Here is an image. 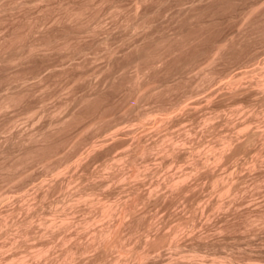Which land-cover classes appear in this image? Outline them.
<instances>
[{
	"label": "rangeland",
	"instance_id": "374dc122",
	"mask_svg": "<svg viewBox=\"0 0 264 264\" xmlns=\"http://www.w3.org/2000/svg\"><path fill=\"white\" fill-rule=\"evenodd\" d=\"M2 1H4V0H1V2ZM38 1H40V0H37V1L35 0V1H31L29 3L27 2V3L23 4L22 6H24V8L21 10H19V9L22 8V6L19 7L16 5L12 6V10H10V7L8 6L9 9L6 10L7 12L5 10H0V15L3 14V16H0V17H2V19L4 18V15H5V18L3 20H0V33H3V34H1L0 40L2 39V35L8 33V31H10V29H8V27L9 26L12 27V25L15 22V21H12V19L17 21V19L24 16V14L27 15L25 12H27V13L31 12V15H33V16L34 15L35 16H38V15L42 16L41 7L46 5V2L49 1V3H48L49 5L50 4L54 5L57 2V0L56 1L55 0H41L40 4H39V3H36ZM43 1H45L44 2L45 4L43 3ZM64 1H67V0H64ZM69 1H71V0H69ZM74 1H77V0H74ZM78 1H80V0H78ZM86 1L91 3V5H93L92 8H90V9L100 8L98 10V12H99L98 17L101 20V25H102V32L100 31L101 28H96L95 31L97 30L96 31L97 33L96 32H88L89 35H87L88 33H85L86 35L83 34L79 38L80 40L82 39L81 40L82 42L84 41L83 42L84 44L86 43V45H89V46L91 45V47H89V49L86 50L87 53L85 52V54L84 53L83 54H76L73 57H70V58L67 57L66 58V56H62L61 54L59 56V53H61V52H55L54 51L55 53L54 52H53L54 54L51 53L50 57L48 56L49 59L47 57L46 60H45V58H42V57L40 58L39 56H37L39 59L37 57L33 58L34 60L32 59L33 62H31L32 64L29 66V68L31 70L28 67H27L28 69L26 68V66H28L29 63H27V65L23 64L24 66L19 65V67H21L22 69L20 68L21 71H17L19 69L17 68L18 66L16 64L15 65L17 67L14 65H11V64H7L5 62H3V63L1 62V64H0V79H1L0 80V92L1 93L0 94H4V92L6 93V91L9 92V90L11 91L12 89L13 90L19 89L20 87H23L24 85H26L27 88H29V86L31 85L29 89L32 91L33 95H31V96L33 99L30 100V97H28V99H27V101L30 100L29 101L30 107L27 104L29 102H27L26 104L23 105L24 107L20 106V108H18V107L8 108L3 113L0 114V141H2V142H0V144H1L0 150L1 149L3 150V147H4L5 149L13 150L12 154H16V153H18V150H20V148L17 147V145L19 144L17 139L23 138V137H21V138H17V137H19L21 135L26 136V134L28 136H30V134H28L29 132H31V133L33 132V135H35V133H34L35 131L38 133L40 131H43L42 129H45V128L49 129L51 127L53 128L54 126L56 128V124H57L56 120L60 121L61 119L62 120L68 119L69 114H67V113H69L70 110L71 111L73 110L70 108L75 109L76 101H74L72 99L76 98L75 96L80 95V94H82L80 96H83V94L88 95L89 91H92V89L102 91V95H103L102 98H103V100L105 99L104 102H106V104H107V102L109 101V103H111V104L108 103L109 105L107 104L109 107L113 105L112 108L111 107L110 108L114 109V110H112L114 112L113 115L117 114L116 115L117 118H115L116 116L112 115L115 119H113V117H111L114 122H112V125H110V127L107 128V129H109V131H107V132H104V131H106V128L100 129L99 131H101V130L102 131L99 133H96V131L94 132V129L93 130L91 129L92 127L86 128L87 125L89 124V120H88V118H90L89 116L88 117L85 116V117H87L86 118L87 121L84 117V119L82 118L83 120L81 119L80 122L78 120V122L74 123V126L76 124L75 127L73 125L72 126L70 125L71 128H69V126H68V128H65V130H67V131L64 130L66 133H64V131H63V133L65 134L64 136H66V135L72 136L73 135L70 139H72L73 137L74 138L72 139V142H69V140H67V141L64 140L63 144H62V141L58 142V144H55L53 148H57L56 150H58V152L56 153L55 156L63 154V153L65 154L67 149L70 150V152L72 153L74 150L73 149L71 150L69 145H71V143L74 142L73 140L76 141L75 138L79 136L80 131L82 134H84L86 136V138H88V137L89 138L87 139V141L85 139V142L82 141L80 143V145L76 146L77 148L74 147V149L76 148V150L74 151V153H72V154L70 153L71 156H69L70 155V154H68L69 152L68 153L66 152V154L69 158H67V161L64 160L62 162V164L60 165L61 168L63 167V170L58 167L61 171L60 173L58 172L59 171L58 168L53 170V173H52L51 171L44 169L45 166L42 167V165L40 163H32L26 167L27 170L25 169L26 170L24 173V174H26L24 176L25 179H24V181L22 180V182H21L24 187L21 186L22 184L17 185V183H16V185H15L17 177H16V180H15V178L13 179L15 181L10 180V182L8 181V183H7V181L0 182V184L3 183V184H1L2 185L1 190H3V191L5 190L4 191V193L6 195L5 198L7 197L6 199H4L2 201V203L5 202V204H2L0 202V210H1L0 215L6 213V214L0 216V217H2V220H3V217L6 216L4 218L3 225L0 227V232L2 231V233L0 234V236H1L0 237V246H1L0 247V257L3 256V259H4L3 260L2 258H0L1 261H3L2 263L8 264L9 262L7 263V259H8V261H10L11 258L14 259L13 256L15 257V259L17 257L21 258L24 256L26 259H29L27 261L23 257L25 259L24 263H26V264H28V263L29 264L30 263L31 264H63V263L64 264H118V263L119 264H264V84H263L264 83V78H263L264 77L263 76L264 75V66H263L264 65V41L263 42H257L258 44L256 42H255V44L253 42H252V44L247 43L248 46H247V44H245V45L241 46L243 48H241L239 50L237 48L238 51L234 50L235 52L233 51L232 54H230L232 56H229V58L231 57V59H229V63L227 62L225 65L221 64V66L219 65V67L217 65L216 69L218 72L215 70V72H214L215 76H213L215 78L212 77L211 81L205 82L206 85H204L203 83H201L199 85V83H200L199 78L202 75V71L204 70L205 67H207L205 62H204L205 58L203 56H202L203 58L200 57V59H199L198 63H200V64H195V65L191 66V68L188 69L189 71L187 70L185 73H183V74H185L184 77H183V74L179 75V76L176 74L175 77L172 76L169 79V84L172 83V86H173V82L175 81L174 90H171L167 94L168 97L166 95H165L166 97L165 96L161 97V99L163 98L164 103L166 100V102L169 104L168 105L167 103H165V105L170 106V104H171V106H172V107L171 106L169 107V108H171V110L168 109V107L166 106L168 109V111L166 110V113L169 112V117H167V114L164 111V113L166 114V115H164V116H166L164 118V120H163V118L161 120L159 118L161 116H158V118H156L157 121H159V119L161 121L155 122L156 119H153V117L155 115L154 116L151 115L152 119H151V117L150 118L146 117V118H149V120H151V121L155 120L154 121L155 123H152L151 121L148 122L149 120L147 119L148 120L147 121L145 118L144 121H147V122H143V120H142L144 125H141L142 122L139 123L140 121H139L138 117L135 115V112L137 113V110H139L140 107H142V106L144 107V109L147 107L146 110H148L151 107V105H153L155 107V110L153 107H151L152 109L151 108L149 109L150 113L153 114L154 111H156V108L159 106V104L157 103L159 101L155 102V101L149 99L148 101L147 100L141 101L140 104H138V105L135 102L136 104L134 103L133 105L134 106L136 105L135 106L136 108L138 106L139 107H138V109H136L133 106L134 107V109H133V107H131V104H130V103H133L132 102L134 100V99H132L133 95L132 94H125L126 91H125V93L123 92L124 94L122 92H120V90L118 92V89H119L118 87L113 86L114 87L113 88L112 85L110 84V82H111V79L109 78L110 76H108V75H110V72H107L106 71L107 69L105 71L102 70L103 68L105 69V66H107V64L109 63V61L107 62V60H110L109 57H108V59L106 57L107 54H105L106 52H105V47H103L104 45L102 46L100 43H99L100 45H95L98 43V41L101 42V39H100L101 37L103 39L104 37L109 36V40H112L111 44L109 41L110 46L112 48L114 47L113 48L114 50L119 49L117 51L115 50V52H116L115 55L117 54L116 55L117 57L119 55L118 53H122L121 55H124L125 52H128L127 49H131V47L134 44L133 41H137V39H139L138 36L140 37L139 32L132 31L131 29L129 30L128 28L123 27L124 28L123 30L125 32H126V30L128 31L125 34H123L124 31L120 30V29H122V27L118 26V28H117V26H115L116 25L115 23L117 22V24H119V23H121L120 21H123L122 19H124V17L127 16L129 13H130L129 14L130 16L133 14V13H131L130 9H132V7H134V4L132 5V2L133 3H135V2H134V0H126V1L125 0H120V1L118 0V2H117V0H86ZM202 1H204V3H205V0H202ZM202 1L200 2V0H182V1L181 0L180 1L179 0L178 1L177 0H170L165 5H162V7H160V11H159L160 14L158 12L155 15L156 20L154 18L155 23L157 24L158 27H162L164 25L167 28H169V27L172 28L174 23L172 21L170 22L169 18L172 19L171 15L174 14L173 11H175V9H177V7H178V9H179V7H181L180 9H185V6H187V7L194 6V5H196L195 3H197V2H199L197 4H200V3L204 4ZM249 1L250 2L253 1V2L250 3ZM1 2H0V4H1ZM181 2H183L184 4ZM241 2L244 5L241 3H239L237 5L227 4L226 9H228V8L229 9L226 12L227 13L230 12L231 14H233V16L228 17L230 19L224 18V19H220L221 21L217 20V22L215 20L216 23L210 24L209 26L212 25L211 26L212 28L210 27V29H208V31L210 33L208 31H207L208 33L206 31H204L205 33L203 32L204 34H206L208 39L206 37H204V35L202 34L203 39L205 38V43L208 41L207 44L210 46L212 44V42H214V40L219 41V39L221 40V39L225 38L226 36H229V37L234 36L235 37L238 34V32L240 31L239 29L242 27V24H241L243 21L242 15L245 12V8H249L248 6H250L254 2L256 4L258 3V5L261 2L264 3V0H255V1L254 0H243ZM115 3H118L117 5H121V8H124V10L122 9L124 12L122 10L120 11V13L121 12L124 13V14L121 13L122 16L123 15L124 16L122 17V16H119L120 14H118L117 17L114 16V18H116V21H115V19L111 21V18L113 15L110 16L109 12L113 8L112 4L114 5ZM262 3L260 6L261 8L264 7ZM41 4H43V6ZM99 4H101V5H99ZM26 5H28V7ZM97 5H99V6H97ZM238 5L239 6L242 5L243 7L242 6L239 7ZM96 6H97V8H96ZM144 6L145 5H143L142 8H145L147 5L145 7ZM231 6H233V7L231 8ZM236 6H237V9L239 11L236 9ZM244 6H245V8H244ZM110 7H111V9H110ZM182 7H184V8H182ZM0 9H1V7H0ZM13 9H15V10H13ZM240 9H242V11ZM246 10H248V9H246ZM3 11H5V12H3ZM39 11H40V14L38 13ZM133 11H134V8H133ZM10 13H11V15H10ZM19 13H21V15H19ZM22 13H23V15H22ZM50 13L51 14L48 13V14H46V16H44L46 19L43 17L42 24H44V25L41 24L40 29L43 27H44L43 30L49 29L50 28L49 25H52V24L53 25L51 26V28L53 26H55L56 22L53 19L54 13H53V11H51ZM126 13H127V15H125ZM18 15L20 16L19 18H17ZM107 15H108V17H107ZM48 16H51V17H48ZM11 17H13V18L11 19ZM100 17L101 18L103 17L105 19H103V18L101 19ZM118 17H120V19H118ZM157 17H159V18H157ZM239 17H241V18H239ZM6 19L7 20L9 19V20L7 21ZM103 20H104V22H103ZM53 21L55 23H53ZM105 21H106V23H105ZM219 21H220V23H219ZM12 22H13V24H12ZM103 24H104V26H103ZM171 24H173V25H171ZM105 25L106 26L110 25V26H108L106 28ZM169 25H171V26H169ZM47 26H48V28H45ZM112 26L113 27L115 26V27L113 28ZM11 27H9V28H11ZM166 27H164V28H166ZM103 29H105V30L103 31ZM107 29H109V30H107ZM114 30H116V31H114ZM117 30H118V34H116ZM119 32L122 34L120 35ZM108 34H110V35H108ZM80 40H79V42H80ZM210 40L212 41L211 43H210ZM87 42H89L90 44L89 43L87 44ZM261 44H263V45H261ZM95 46H97V47H95ZM89 51H91V53ZM56 55H57V57H56ZM77 55L78 56L80 55V57L76 58ZM86 55H87V57H86ZM121 55H120V58L116 57V59L118 61L119 60L124 61V59H125V61H126L125 56L123 57ZM84 56L86 57V59ZM44 57H46V56H44ZM36 58H37V60H36ZM73 58H74V60H73ZM82 58H83V62H81ZM40 59H42V60H40ZM66 59H68V60L65 61ZM72 60L75 61V63L78 62L79 60H81L79 63H82V65H84V67L82 66L81 68L77 67L79 69L75 70V72L73 71L74 73H79V74L82 73L81 77L79 78V81L78 80H71V77L68 78L69 76L67 77L66 75H64V76H66V77H64L60 73L61 72L60 69L62 67L63 68H65L67 66H68L67 68L70 67ZM117 60H116V62H117ZM48 62H51V63H48ZM116 62L114 61L115 66L117 63L119 64V62H117V63ZM123 63H125V62H123ZM104 64H105V66H104ZM245 65L247 67H245ZM259 65L261 66V68L259 67ZM14 67L16 69H14ZM58 67H59V69H58ZM126 67L128 70L126 69ZM252 67H254V68H252ZM63 68H62V70H63ZM77 68H74V69H77ZM96 68H97V70H96ZM246 68L247 69L250 68V69L247 70ZM12 69H14V72ZM23 69H25V71H23ZM33 69H34V72H33ZM15 70L18 72V74H20V72H21V74H23V72L24 73L26 72L29 74L26 75V73H25L26 79L24 81H21V83H20L19 81L11 80V79H14V78H12L11 73H13V75H16V73H17V72L15 73ZM28 70H30V72H28ZM47 70H49V74H47V72H48ZM50 70L53 72H51ZM57 70L58 71L60 70V71L58 72ZM122 70L123 71L125 70V74L127 73L128 76L130 74H133L132 72H134L133 67H131V65H127V66H124L122 68L119 67L117 69V71H115L114 74L115 75L117 74V76H120L121 74L123 75ZM76 71H78V72H76ZM120 71H121V74L119 75ZM54 72H56V73H54ZM101 72L103 75L99 74ZM104 72H105V74H104ZM43 73H44V77L42 76ZM58 73H59V75L60 74L61 75L60 76L56 75ZM236 73H237V75H236ZM4 75L5 76L11 75V79H9L10 77L7 78ZM36 75H37V77H36ZM47 75H50L51 77L50 76L48 77ZM53 75H54V77H52ZM241 75L244 78H242ZM62 76H63V78H62ZM84 76H86L85 79L83 78ZM176 76L180 79L181 82L179 80H178V82L176 81L177 80ZM38 77H40V79ZM58 77H60V78H58ZM182 77H183V79H182ZM237 77H239L240 79ZM5 78H7L9 80H7ZM41 78H43L45 81L46 80L50 81V79H51V81L53 80L52 83H49V81H48V83L50 84V85L49 84L48 85L51 87V90H50L49 86H47L46 87L47 89H45V85H47V83L44 84V81L42 83L41 80H43V79H41ZM185 79H187L188 81ZM32 80H33V82H31ZM232 80L233 81L236 80L235 81L236 83L233 82ZM93 81H95V82H93ZM107 81H108V83H107ZM186 81H187L188 85L186 84ZM198 81H199V83H198ZM26 82H28V83H26ZM74 82H75V84H74ZM98 82H99V84H98ZM179 82H180V84L182 83L184 86L182 84L180 85ZM22 83L23 84L25 83V84L23 85ZM40 83H42L41 86H40ZM96 83H97V85H96ZM209 83H210V85H209ZM11 84H12V86H11ZM87 84L88 85L90 84L89 86H91V87H89ZM93 84H94V86H93ZM43 86H44V88H43ZM107 86L113 88V90L110 88V90H111V92H110L109 87H107ZM175 86H179V88L175 87ZM66 87H67V89H66ZM93 87H95V89ZM102 87H104V88H102ZM31 88H33V89H31ZM116 88H117V90H116ZM175 88H178V89H175ZM193 88H195V89H193ZM198 88L200 91L197 90ZM213 88H215L213 90L214 92L211 90ZM236 88L238 90H236ZM44 89L46 91H48V90L49 91L46 92ZM87 89H88V91H87ZM104 89H105V93H106L105 95L103 93ZM183 89L185 90L184 93H183ZM186 89H187V91H186ZM33 90H35V91H33ZM196 90H197V92H196ZM174 91H177V92L174 93ZM179 91H180V93H179ZM71 92L73 95L74 94L75 95L73 96L71 94ZM92 92H94V91H92ZM39 93H40V95H39ZM44 93H46L44 95L45 101L43 100L44 103H41L40 100H42V98L40 100H39V98L44 97V96H41ZM34 94H36L37 96H35ZM50 94H52V95H50ZM90 94H91V92H90ZM189 94L193 97H190ZM123 95H124V98H123ZM128 95L129 96L132 95L131 99H128V98H130ZM34 96H35V98H34ZM69 96H70V98H68ZM104 96H105V98H104ZM125 96H126V98H125ZM127 96H128V98H127ZM180 96H182V98ZM37 97H38V99H37ZM177 97H179V98H177ZM194 97H195V99H194ZM78 98H79V96H77V99ZM106 99L108 101H106ZM119 99L121 101L124 100V101H122V103H124L123 105H122V103L121 104L119 103V102H121ZM170 99L173 101L171 102ZM179 99H181V100H179ZM191 99L194 102H192ZM38 100H39V102H37ZM66 100L68 103L66 102ZM118 100H119V102H118ZM177 100H179V102ZM64 101L66 102L65 107H64V103H65ZM71 101L75 102V104L72 103ZM112 101H115V103L116 102L117 103L116 104L114 102L112 103ZM188 101L190 103V104L188 103L189 105L186 104ZM45 103H46V105H45ZM153 103L157 104V107ZM59 104H61L62 106ZM118 104L120 106L122 105L121 106L122 108H120ZM148 104H149V106H148ZM26 105H28L29 109L27 108ZM40 105H42V106L44 105V107H46L47 110L44 108H39V107H41ZM71 105H72V107H71ZM74 105H75V107H73ZM187 105L188 106L191 105L193 107L190 106L191 107L190 108ZM56 106L59 108V110ZM116 106H117V108L115 109ZM196 106L200 107V108H198L197 111L196 110L194 111V109L197 108ZM126 107H128V109L130 108V111ZM21 108H25V110L23 109V111H22ZM30 108L32 110L29 111L28 113H32V114L29 115L27 113V110H30ZM56 108H57V110H56ZM124 108H126V110ZM135 109H136V111L133 112ZM43 110H45V112ZM48 110H51V111H48ZM124 110L125 111L128 110L129 112L127 111L124 113ZM151 110H152V112H151ZM157 110H159V113H162V112H160V109L157 108ZM243 110H244V112H243ZM46 111H48V112H46ZM52 111H53V113L55 112L54 114L56 116L52 115L50 113ZM177 111H179V112L177 113ZM253 111H255V112H253ZM43 112H44V115L42 116ZM155 113H156L155 117H157L158 112L156 111ZM172 113H173V115H172ZM3 114H5V115H3ZM171 115L174 117H171ZM210 115H212V116H210ZM164 116H162V117H164ZM205 116H206V118H205ZM59 117H60V120L58 119ZM65 117H67V118H65ZM125 118H128L129 120L125 119ZM173 118H175V119H173ZM117 119L120 120V121H118L119 123L117 122ZM136 120H138L137 123H136ZM162 121H164V122H162ZM54 123H56V124L54 125ZM115 123H118V124H115ZM138 123L141 125V128L137 127V126H140ZM125 124H126V126H125ZM157 124H159L160 127ZM182 124H183V126H182ZM48 125H50V126H48ZM57 125L59 126V124H57ZM78 125H79V127H78ZM164 125L167 127L165 128ZM114 126H116V128L118 127L121 129L117 128L116 130H118V132L115 133L114 129H113ZM178 126H179V129H177ZM132 127L133 128L135 127V128L133 129ZM38 128H42V129H40V131H39ZM83 128H85V129L82 131ZM110 128L112 131L110 130ZM127 128H132V129H130V131H129V130H127ZM151 128L153 131L151 130ZM163 128H164V130H162ZM37 129H38V131H37ZM46 129L44 131H46ZM90 129L94 132L93 133L94 136L92 135V131L89 132ZM125 129L127 131H125ZM154 129L156 130L155 132H154ZM166 129H169V130H166ZM50 130H52V129H50ZM50 130H48V131H50ZM86 130H87L88 134L86 133ZM138 130H140V131H138ZM165 130L167 131L166 137H165L167 144L171 141L172 142L174 141L173 142L174 145L171 142L168 146L165 142L164 143L162 142V140L164 141L163 138H162V140H160L161 137L165 136ZM173 130H174V132H173ZM18 131H19V133H18ZM145 131L146 132L149 131V133H146ZM109 132H111L110 133L111 138H109L110 135H108L107 136L109 139L108 140L105 136V133L107 135V133H109ZM113 132L115 133V135ZM132 132H134V133H132ZM141 132L143 133V135H141L142 134ZM162 132H163L162 135H164V136H161ZM247 132H248V134H247ZM63 133H60L62 137H63ZM81 133H80V135H81ZM117 133H118V135H117ZM177 133L180 135L178 136ZM77 134H78V136H77ZM127 134H129V135H127ZM139 134H140V136H139ZM158 134H160V135L158 136ZM11 135L13 138L12 140H11ZM75 135H76V137H75ZM103 135L105 136V138ZM137 135L141 138L142 143H146L145 146H148V145H151L152 143H154L148 147L150 148L154 145L155 147H152V148L156 149V151L154 149H152L153 151L151 150L150 152H148L150 154H148V153L146 154V156L148 155L146 158L143 156L142 157L138 156L135 165L138 167L140 165H142V166H140L139 169L137 167L138 170L137 169L136 170H137V172L140 171L141 169L142 170L140 171V173L139 172L133 173V175L137 176L136 177L133 175L129 176L128 173L131 174V170L132 171L134 170V168H133L134 165H132L133 167L131 166L130 163L128 165L127 162H129L128 161L129 159L128 160H125V159H127L128 156H130L128 154L130 152V149H128L129 147H131V148L134 147L131 149V151L133 150V152H134V150L137 149V148L135 149V147H136L135 145H137V144H139L141 146L144 145L140 142V140L138 139L139 137ZM167 135L170 138L173 135L172 136L173 138L171 141L169 140V138H167ZM85 136L83 138H79V139L83 140L85 138ZM102 136L104 139H102ZM8 137H10L9 141H8ZM27 137H24V138H27ZM79 137H82V136H79ZM112 137H114V138H112ZM155 137H157L159 139V143H157L158 139ZM116 138L120 139V140L117 141ZM147 138H149V139H147ZM14 139H15V141H17L18 144L14 141ZM132 139L135 141V144H134V141H132ZM154 139L157 140L156 143L159 145L161 143H163L162 145H160L161 147H164L165 144L169 148L171 146H173V147L175 145L176 146L174 148L171 147L170 148L171 150L166 145L164 148H160L158 146V148L161 149L160 150L156 147L157 145H156ZM77 140H78V138H77ZM102 140H104V141H102ZM112 140H114V142H113L114 144L116 143L115 145L112 143ZM137 140H139L138 141L139 143H137ZM65 141L67 142V145H66ZM109 141H111L110 142L111 144L108 143ZM12 142H15L16 144L13 143L14 144L13 145V144H11ZM86 142H88V144ZM178 142L180 144L177 146ZM241 142H242V144H241ZM97 143H99V144L97 145ZM106 143L110 144V145L107 144L109 148L108 147L103 148V147H105ZM7 145H9V147L11 145H13V146H11L12 148L11 147L6 148V147H8ZM57 145H59V147H57ZM96 148H97V150H96ZM98 148H100V149H98ZM125 148H126V151H124V150H123L124 152L121 151L122 149H125ZM166 148L169 150L168 152L165 151ZM162 149L165 151V153H164V151L161 152ZM172 149H175V150L172 151ZM11 150H9L6 153H9ZM119 150H120V152H119L120 154H117ZM200 150H201V152L199 153ZM5 151H7V150H5ZM88 151H89V153H88ZM102 151H104V152H102ZM154 151L156 153H154ZM210 151H211V154H210ZM97 152H99V153H97ZM121 152H122V154H121ZM170 152L172 154H170V155L167 154ZM220 152H221V154H220ZM124 153L126 154V156L124 155ZM162 153H164V154H162ZM213 153H215V154H213ZM5 154H4V156H5ZM91 154H93V155H91ZM127 154H128V156H127ZM120 155H124V156H122L124 158H122ZM171 155H172V157H171ZM55 156H53V157L55 158ZM60 156H62V155H60ZM81 156H83V158ZM156 156L159 159L156 158ZM79 157H81V159ZM209 158H210V160H209ZM56 159H58V156ZM56 159H54V161H56ZM1 160H3V156L1 155V151H0V161ZM83 160H85V162ZM75 161L77 163H74ZM78 161L80 162L79 164H78ZM107 161H108V163H107ZM118 161H119V163H118ZM120 161L121 162L124 161V162L121 163ZM159 161L161 162V164ZM82 163H83V165H80ZM110 163H111V165L113 164L112 165L113 167L110 165ZM59 164H58V166H59ZM65 164H67V165H65ZM77 164L80 165V169H79V166H77ZM123 164H125V165H123ZM144 164H146V165H144ZM95 165H96V167H95ZM121 165H123V166L121 167ZM64 166H66V168ZM71 166H72V168H71ZM106 166H107V168H106ZM115 166H117V167L115 168ZM130 166H131V168H130ZM120 167L123 168V170ZM68 168H69V171H66ZM82 168H83V170H82ZM118 169L120 171H118ZM74 170L76 172L77 171L78 172L76 173ZM124 170H127V171L124 172ZM63 171H64V173H63ZM32 172H34V173L32 174ZM56 172H58V174ZM72 172H73V174H72ZM103 172H105V173H103ZM116 172L118 174H116ZM54 173H56V174H54ZM61 174H62V177H61ZM112 174H113V176L115 174L117 176L118 175L119 176L118 177L116 176L113 178ZM141 174H143V175H141ZM104 175H107V176H104ZM34 176H37V177H34ZM53 176H54V178H53ZM88 176L90 177V179ZM103 176H104V178H103ZM125 176L127 178L126 181H125ZM46 177H47V179H46ZM80 177H81V179L82 178L83 179L80 180L79 179ZM92 177H94V178L92 179ZM21 178H23V176ZM98 178H99V181H98ZM140 178H142V179H140ZM56 179H58V180H56ZM96 179H97V181H96ZM48 180H50V181H48ZM55 180H56V182H55ZM70 180H71V182H69ZM77 180L80 182H78ZM168 180H170V181H168ZM19 181H21V180H19ZM51 181L55 182V183H52ZM179 181H180V183H179ZM76 182L78 184H75ZM99 182H100V184L98 185ZM112 182H113V184H112ZM34 183H36V184L34 185ZM44 183H47V184H44ZM88 183H90L92 185L94 184V186L91 187ZM70 184L71 185L75 184V185L70 186ZM96 184H97V186H96ZM49 185H51V186H49ZM19 186H21V187H19ZM29 186H31V187H29ZM60 186H62V187H60ZM78 186H80V188ZM109 186H110V189L108 188ZM4 187H5V189H3ZM10 187H12V188H10ZM27 188L29 189V191L27 190ZM68 188H69V190H67ZM12 189H14V190H12ZM47 189H49V190H47ZM75 189H77L79 191L78 192L74 191ZM25 191H26V193H23ZM48 191H50V192L47 194ZM60 191H61V193H59ZM17 192H19V193H17ZM29 192H30V194H29ZM38 192H39V194H36ZM52 192H53V194H52ZM45 193H46V195H45ZM87 193L88 194L90 193V194L88 195ZM25 194H26V196H25ZM93 195H94V199H93ZM15 196H17V197H15ZM29 196H31V197L29 198ZM36 196L38 197V199L36 198ZM61 196H62V198H61ZM25 197L27 199L24 200ZM45 197H47V199ZM96 198H100V199H96ZM132 199H134V200H132ZM40 200H42L43 202ZM86 200H87V202L85 204ZM88 200H91V201H88ZM97 200H99V201H97ZM9 201H11V202H9ZM30 201H32V202L30 203ZM44 201H46V202H44ZM131 201H133V202H131ZM25 202H26V204H24ZM89 202H90V204H89ZM130 202L132 203V205H131L132 207L130 206V204H131ZM28 203H29V206H28ZM117 203H119V204H117ZM126 203H128V204H126ZM21 204H23V205H21ZM69 204H71V205H69ZM91 204L92 205L94 204V205L92 206ZM102 204L103 205L105 204L107 206L106 209L108 207H110V208L112 207L111 209L108 208L110 212L106 215H105V212H104V214L102 213L104 211V208H105ZM135 204H137V205H135ZM36 205H38V206H36ZM46 205H47V208H46ZM97 205L100 206L101 209H103V211H101L100 207H97ZM31 206H33V207H31ZM35 206H36V209H35ZM124 206H125V208H121ZM13 207H14V209H12ZM117 207H118V209H117L118 212H117V210H115ZM126 207L128 209H126ZM129 207H131V208H129ZM96 208L99 210H97ZM27 209L29 210V212H27L28 211ZM129 209H131V210L129 211ZM30 210H31V212H30ZM33 211H34V213H33ZM113 211H115V212H113ZM11 212H13V214ZM51 212H52V214H51ZM7 213L8 214L10 213V214L7 215ZM37 213H39V214H37ZM41 214H43V215H41ZM63 214H65V215H63ZM109 214H111V215L109 216ZM31 215H32V217H31ZM104 215H105V217H104ZM57 216H59V217H57ZM39 217L42 218L41 220H43V221L45 220L44 222H46L47 224L48 223L52 224V223H55L54 221H56V223H55L56 225L52 224L51 227H47L46 226L47 224L44 223L43 221H41ZM49 217H50V219H49ZM72 217H74V218H72ZM6 219H9V220L7 221ZM27 219L30 222L29 221L26 222ZM15 220H16V222H15ZM24 221L26 223H29V225H28V229H29V235L28 236L29 237H28V239L26 238L27 240L25 238L23 239V237L19 233V230H17V229H19V227H17L18 225L15 226L16 224H19V222H24ZM100 221H101V224H97V223H100ZM103 221H105V222H103ZM122 221H124V222H122ZM40 222H42L44 225L41 224L42 225L41 226ZM62 223H65V224L62 225ZM67 223H69L71 226ZM21 224H19V226ZM31 224H33V226H31ZM36 224H38V225H36ZM61 225H62V227H61ZM65 225H67V227ZM68 225H69V228H68ZM87 225H88V227L86 228ZM105 225H107V227L109 225L110 226L109 228L112 227L111 230L115 229V231L112 230L114 232H113L112 238H110L111 240L113 239V237H115L114 235L117 234V231H118V234L116 235V236H118L117 237L118 239L120 238L119 239L120 243L118 246L113 245L111 247L110 244H109L110 246H108L109 241H106V243H107L106 246H104L105 243H102V242L100 245H99V242H97V241L93 242L94 236H91V235L94 232H96L97 229L100 230L99 228L101 226H103V228H107V227H104ZM58 226H60L59 229H57ZM94 226H95V228H93ZM4 227H6V229H4ZM16 227H17V229H14ZM46 227L48 230H46ZM49 228H51V229H49ZM54 228L56 230H54ZM64 228H66V229L64 230ZM9 229H10V231H9ZM101 229H102V227H101ZM7 230H8V232L6 233ZM16 230L18 231L17 233H15ZM44 230H45V232H43ZM58 230H59V232H58ZM64 232H65V235H64ZM11 233L13 235V238H9V236L12 237V235H10ZM32 233H34V235ZM19 234L21 237L19 236ZM46 235H48V236H46ZM5 236H6L7 240H6V238H4ZM61 236H62V238L59 239V237H61ZM44 237L46 239H44ZM47 237H49V238H47ZM109 237H111V236H109ZM19 238H22V239L18 240ZM2 239H4V240L2 241ZM41 239H42V241H41ZM58 239H59V241H58ZM22 240L24 243L22 242ZM5 241L7 242V244ZM16 241H17V244H16ZM18 242H21V243L18 244ZM29 242H31V243H29ZM2 243H3V245H2ZM67 243H69V245ZM80 243L82 244V247H80L81 246ZM15 244H16V246H15ZM25 244H27V245L25 246ZM12 245H14L13 248H12ZM42 245H43L44 250L45 249L46 250L42 254L41 258H40V256H38L39 258L38 257H32V255H30L32 248L39 250L38 247L41 249ZM29 246L32 247L30 251H29ZM49 246H51V247H49ZM62 246H64L65 248H63ZM78 247H80V248L78 249ZM1 248L3 249L2 252H1ZM4 248H6V249H4ZM19 248H23V249H19ZM26 248H27V251H25ZM61 248H63V249H61ZM66 248H68L69 250H67ZM76 248H77V250L75 252ZM13 249H15V250H13ZM18 249H19V251H16ZM64 250L68 251L67 257L69 255H71V256L67 258L66 254L64 253L65 252ZM71 250L74 254L71 253ZM11 251H12V253H9ZM25 252H28L26 254V256H25ZM7 254L10 255L9 256L10 260H9V257ZM21 254H23V256ZM28 254L31 256V258ZM6 255H7V259L4 258V256H6ZM20 255H21V257H20ZM43 255L45 256L44 258H42ZM28 256H29V258H28ZM71 257H73V258H71ZM63 258H65V260ZM66 258H67V260H66ZM32 259H33V261H32ZM71 259H72V261H70Z\"/></svg>",
	"mask_w": 264,
	"mask_h": 264
},
{
	"label": "bare ground",
	"instance_id": "6f19581e",
	"mask_svg": "<svg viewBox=\"0 0 264 264\" xmlns=\"http://www.w3.org/2000/svg\"><path fill=\"white\" fill-rule=\"evenodd\" d=\"M31 1H35V0H4V1H2L1 2V0H0V2H1V4H0V7H1V9L0 10H8L9 8H8V6L10 7V10H12V6H14V5H16V6H22L23 4H25V3H29V2H31ZM37 1V0H36ZM41 1V0H40ZM40 1H38V2H36V3H39L40 4ZM56 1V0H55ZM54 1V2H55ZM120 1V0H119ZM126 1V0H125ZM168 1H170V0H134V2L135 3H133L132 2V5L134 4V7H132V9H130V11H131V13H133L131 16L128 14L127 15V13L125 14V15H127V16H125L124 17V19H122L123 21H120L121 23H119V24H117V22L115 23L116 25L115 26H117V28H118V26L120 27H122V29H120V30H123L124 28H128L129 30L131 29L132 31H137V32H139V35H140V37L138 36V38L139 39H137V41H133V46L131 47V49H127L128 50V52H125L124 53V55H121L122 53H118L119 55H118V57L115 55V50L117 51V50H119V49H113L111 46H110V44H111V42H112V40H109V36H106V37H104L103 39H102V37L100 38L101 39V42L100 41H98V43L97 44H95V45H104L103 47H105V54H107V59H108V57H109V59L110 60H107V62L109 61V63L107 64V66H105V64H104V66H105V69L103 68L102 70H106L107 72H110V75H108V76H110L109 78L111 79V82H110V84L112 85V87L113 86H115V87H118L119 89H118V92H119V90H120V92H124L125 93V91H126V93L125 94H132L133 95V98L132 99H134L132 102L133 103H130L131 104V107H133L134 105V103L136 102L137 103V105L138 104H140V102L141 101H145V100H153V101H155V102H157V101H159V102H157L158 104H159V106L157 107V104H154V105H156V107L158 108V109H160V112H162V113H159V110H157V108H156V111L158 112L157 113V117H155L156 116V111H154L155 110V107L153 106V105H151V107H153L154 108V113L153 114H151L150 113V108L148 109V110H146V108L144 109V107L142 108V107H140V109L139 110H137V113L135 112L136 111V109H138V107L136 108L135 106V110L133 111V112H135V115L138 117V119H139V123H141L142 122V120H143V122H147L148 120H149V118L151 117V119H152V116H154L153 117V119H156V118H158V116H161V117H159L161 120H162V118H163V120H164V118L166 117V116H164V115H166L167 114V117H169V112L168 113H166V110L168 111V109H170L171 110V108H169L170 106H171V104H170V106H168L169 104L166 102V100H165V103H167L168 105H165V103H164V101H163V98L161 99V97L162 96H167V94L171 91V90H174V83H175V81L173 82V86H172V83L171 84H169V79L172 77V76H174L175 77V75L177 74L178 76L179 75H182L183 73H185L189 68H191V66H193V65H195V64H200V63H198L199 62V59H200V57L201 58H205V60H204V62H205V64H206V66L207 67H205L204 68V70L202 71V75L200 76V83H199V81H198V83H199V85L201 84V83H203L204 85H206L205 84V82H209V81H211L212 80V77L213 76H215L214 75V72H215V70L217 71V69H216V66L218 65V67H219V65L221 66V64L222 65H225L227 62L229 63V59H231V57L229 58V56H232V55H230V54H232V52L234 51V50H237V48H238V50L239 49H241V48H243V47H241L242 45H245V44H247V43H251L252 44V42L255 44V42L257 43V42H263L264 41V7H260L261 6V3L258 5V3L256 4L255 2L254 3H252L250 6H248L249 8H245V6H244V8H245V12H244V14L242 15L243 17H242V19H243V21H242V27L239 29L240 31L238 32V34L234 37H229V36H226L225 38H223V39H219V41H216V40H214V42H212L211 40H210V43L212 42V44L209 46L207 43H208V41L205 43V38L203 39V36H202V34L204 35V37H206L207 38V36H206V34H204L205 32L204 31H208V29H210V27L212 26H209L210 24H214V23H216L217 22V20H220V19H224V18H228V17H231V16H233V14H231L230 12L229 13H227L226 11H228V9H226V6H227V4H232V5H237V4H239V3H241V4H243L241 1H243V0H205V3H204V1H202V0H200V2L202 1L204 4H197V3H199V2H197V3H195L196 5H194V6H189V7H187V6H185V9H180L181 7H179V9H178V7H177V9H175V11H173L174 12V14L173 15H171L172 16V19H170L169 18V21L171 22H173L174 23V25L173 24H171V25H173L172 26V28H167L166 26H164L163 24V26L164 27H166V28H164L163 26V28L162 27H158L157 26V24L155 23V20H156V17H155V15L160 11V7H162V5H165ZM178 1V0H177ZM180 1V0H179ZM182 1V0H181ZM255 1V0H254ZM45 1H43V3H44ZM94 2V1H93ZM117 2H118V0H117ZM175 2V1H174ZM247 2V1H246ZM250 2V1H249ZM251 2H253V1H251ZM250 2V3H251ZM258 2V1H257ZM34 3V2H33ZM32 3V4H33ZM49 3V1L48 2H46V5H44L43 6V4H41L43 7H41V13H42V16H33V15H31V12L30 13H27V12H25L27 15H25L24 14V16H22V17H20L19 15H21V13H19V15L17 16V18H19V19H17V21L16 20H14V19H12L13 17H11V19H12V21H15L14 22V24H13V22H12V27L11 26H9V27H11V28H9L8 27V29H10V31H8V33H6V34H4V35H2V39L0 40V64H1V62L3 63V62H5V63H7V64H11V65H14V66H16L19 70H17V71H21L20 70V68L21 67H19V65L20 66H24V65H27V63H29L28 64V66H26V68L28 67L29 68V66L32 64L31 62H33V58H35V57H37V56H39L40 58L42 57V58H45V60L47 59V57L49 56L50 57V55H51V53H53L54 51L55 52H61V53H59V56H60V54L62 55V56H66V58L67 57H73L74 55H76V54H85V52H86V50L87 49H89V47H91V45L89 46V45H86V43L84 44L79 38L81 37V35H83V34H85V33H88V32H96L95 31V29L96 28H101V32H102V25H101V20L99 19V17H98V15H99V12H98V10L100 9V8H97V6H99V5H101V4H99V5H97L96 6V8L97 9H95V8H93V9H90V8H92V6L93 5H91V3H89L88 1H84V0H80V1H74V0H71V1H69V0H67V1H64V0H57V2L53 5V4H48ZM102 3V2H101ZM178 3V2H177ZM176 3V4H177ZM181 3H183V2H181ZM249 3V4H250ZM45 4V3H44ZM98 4V3H97ZM116 4V5H115ZM114 5L112 4V9H111V7H110V9H111V11L109 12V15L111 16V15H113L112 16V18H111V21L112 20H114L115 19V21H116V18H114V16L115 17H117L118 16V14H120L119 16H122V14L121 13H123L124 11V8H121V5H117L118 3H115ZM125 4V3H124ZM180 4V3H179ZM184 4V3H183ZM246 4V3H245ZM263 4V6H264V3H262ZM35 5V4H34ZM38 5V4H37ZM107 5V4H106ZM143 5H147L145 8H142V6ZM168 5V4H167ZM191 5V4H190ZM244 5V4H243ZM258 5V6H257ZM27 7H28V5H26ZM239 6V5H238ZM242 6V5H241ZM241 6H239V7H241ZM246 6V7H247ZM31 7V6H30ZM103 7V6H102ZM164 7V6H163ZM233 6H231V8H232ZM243 7V6H242ZM260 7V8H259ZM14 8V7H13ZM24 8V6H22V8H20L19 10H21V9H23ZM126 8V7H125ZM133 8H134V11H133ZM182 8H184V7H182ZM230 8V9H231ZM109 9V10H110ZM123 9V10H122ZM127 9V8H126ZM236 9H237V6H236ZM243 9V8H242ZM242 9H240L241 11H242ZM246 9H248V10H246ZM13 10H15V9H13ZM40 10V9H39ZM123 11V12H121L120 13V11ZM234 10V9H233ZM238 10V9H237ZM5 11H3V12H5ZM51 11H53V19H54V21L56 22H54L53 21V23H55V26H53L52 28H51V26L53 25H49V29H44L43 30V28H41L40 29V25L42 24V21H43V17L44 16H46V14H51L50 12ZM129 11V12H130ZM133 11V12H132ZM164 11V10H163ZM239 11V10H238ZM244 11V10H243ZM7 12V11H6ZM23 12V13H24ZM126 12V11H125ZM128 12V11H127ZM233 12V11H232ZM236 12V11H235ZM14 13V12H13ZM23 13H22V15H23ZM39 14H40V11L38 12ZM101 13V12H100ZM111 13V14H110ZM163 13V12H162ZM234 13V12H233ZM237 13V12H236ZM6 14V13H5ZM8 14V13H7ZM124 14V13H123ZM159 14H160V12H159ZM242 14V13H241ZM10 15H11V13H10ZM15 15V14H14ZM37 15V14H36ZM0 16H3V14L2 15H0ZM124 16V15H123ZM122 16V17H123ZM161 16V15H160ZM16 17V16H15ZM14 17V18H15ZM48 17H51V16H48ZM107 17H108V15H107ZM121 17V18H122ZM4 18H5V15H4ZM3 18V19H4ZM9 18V17H8ZM45 18V17H44ZM101 18V17H100ZM103 18V17H102ZM101 18V19H102ZM154 18H155V20H154ZM157 18H159V17H157ZM239 18H241V17H239ZM2 19V17H0V20H3ZM46 19V18H45ZM103 19H105V18H103ZM118 19H120V17H118ZM117 19V20H118ZM163 19V18H162ZM228 19H230V18H228ZM232 19V18H231ZM7 20V19H6ZM9 20V19H8ZM7 20V21H8ZM165 20V19H164ZM215 20H216V22H215ZM114 21V22H115ZM118 21V22H119ZM221 21V20H220ZM220 21H219V23H220ZM3 22V21H2ZM103 22H104V20H103ZM102 22V23H103ZM108 22V21H107ZM164 22V21H163ZM169 22V23H170ZM105 23H106V21H105ZM113 23V22H112ZM159 23V22H158ZM218 23V24H219ZM228 23V22H227ZM160 24V23H159ZM11 25V24H10ZM42 25H44V24H42ZM167 25V24H166ZM171 25H169V26H171ZM101 26V27H100ZM103 26H104V24H103ZM106 26V25H105ZM108 26H110V25H108ZM108 26H106V28L108 27ZM114 26V27H115ZM241 26V25H240ZM113 27V26H112ZM113 27V28H114ZM124 27V28H123ZM45 28H48V26L47 27H45ZM105 28V29H106ZM212 28V27H211ZM228 28V27H227ZM105 29H103V31L105 30ZM110 29V28H109ZM109 29H107V30H109ZM215 29V28H214ZM99 30V29H98ZM119 30V29H118ZM118 30H117V32H116V34H118ZM119 30V31H120ZM114 31H116V30H114ZM113 31V32H114ZM124 31V30H123ZM99 32V31H98ZM108 32V31H107ZM126 32H128L127 30H126ZM125 31H124V33L123 34H125L126 33ZM204 32V33H203ZM209 32V31H208ZM207 32V33H208ZM97 33V32H96ZM120 33V32H119ZM210 33V32H209ZM1 34H3V33H0V38H1ZM91 34V33H90ZM94 34V33H93ZM103 34V33H102ZM122 33H120V35H121ZM132 34V33H131ZM86 35V34H85ZM87 35H89V33L87 34ZM107 35V34H106ZM108 35H110V34H108ZM234 35V34H233ZM94 36V35H93ZM96 36V35H95ZM104 36V35H103ZM117 36V35H116ZM97 37V36H96ZM95 37V38H96ZM113 37V36H112ZM99 38V37H98ZM120 38V37H119ZM123 38V37H122ZM210 38V37H209ZM80 40V42H79V40ZM86 39V38H85ZM208 39V38H207ZM206 39V40H207ZM218 40V39H217ZM86 41V40H85ZM109 41H110V44H109ZM114 42V41H113ZM131 42V41H130ZM89 42H87V44H88ZM100 43V44H99ZM103 43V44H102ZM90 44V43H89ZM129 44V43H128ZM258 44V43H257ZM256 44V45H257ZM119 45V44H118ZM261 45H263V44H261ZM120 46V45H119ZM247 46H248V44H247ZM95 47H97V46H95ZM94 47V48H95ZM127 48V47H126ZM237 50V51H238ZM247 51V50H246ZM54 52V53H55ZM90 53H91V51H89ZM120 52V51H119ZM235 52V51H234ZM259 52V51H258ZM53 53V54H54ZM87 53V52H86ZM52 54V55H53ZM58 54V53H57ZM243 54V53H242ZM120 55L121 56H125V58H126V61H125V59H124V61L123 60H117L116 59V57L117 58H120ZM44 56H46V57H44ZM89 56V55H88ZM203 56V57H202ZM253 56V55H252ZM49 57H48V59H49ZM55 57V56H54ZM56 57H57V55H56ZM80 57V55L78 56L77 55V57L76 58H79ZM85 57V56H84ZM86 57H87V55H86ZM86 57H85V59H86ZM95 57V56H94ZM105 57V58H106ZM38 58V57H37ZM37 58H36V60H37ZM65 58V57H64ZM68 58V59H69ZM75 58V57H74ZM74 58H73V60H74ZM97 58V57H96ZM122 58V57H121ZM240 58V57H239ZM33 59V60H32ZM39 59V58H38ZM68 59H66L65 61H67ZM40 60H42V59H40ZM71 61L70 63H71V65H70V67L69 68H67V67H65V68H63V70H62V68L60 69L61 70V74L64 76V75H66L68 78H70L71 77V80H78L79 81V78L81 77V74H79V73H74L75 72V70H78L79 68H77V67H84V65H82V63H79L81 60H79L78 62H76L75 63V61ZM94 60V59H93ZM116 60H117V62H119V64L123 61V62H125V63H121L120 65L116 62ZM246 60V59H245ZM54 61V60H53ZM85 61V60H84ZM95 61V60H94ZM114 61L117 63L116 64V66H115V63H114ZM43 62V61H42ZM52 62V61H51ZM51 62H48V63H51ZM63 62V61H62ZM81 62H83V58H82V61ZM90 62V61H89ZM47 63V62H46ZM69 63V64H70ZM74 63V64H73ZM16 64V65H15ZM24 64V65H23ZM39 64V63H38ZM37 64V65H38ZM61 64V63H60ZM246 64V63H245ZM92 65V64H91ZM127 65H131V67H133V69H134V72H132L133 74H130L129 76L127 75V73L125 74V70L123 71L122 70V73H123V75L121 74V71L119 72V75L120 76H117V74L115 75L114 73H115V71H117V69L120 67V68H122V67H124V66H127ZM5 66V65H4ZM46 66V65H45ZM90 66V65H89ZM231 66V65H230ZM239 66V65H238ZM249 66V65H248ZM255 66V65H254ZM264 66V65H263ZM6 67V66H5ZM107 67V68H106ZM129 67V66H128ZM204 67V66H203ZM225 67V66H224ZM245 67H247L246 65H245ZM259 67L261 68V66L259 65ZM3 68V67H2ZM27 68V69H28ZM74 68H77V69H74ZM101 68V67H100ZM109 68V69H108ZM222 68V67H221ZM252 68H254V67H252ZM14 69H16L15 67H14ZM14 69H12L13 70V72H14ZM22 69V68H21ZM26 69V70H27ZM30 69V68H29ZM51 69V68H50ZM58 69H59V67H58ZM86 69V68H85ZM126 69H127V67H126ZM247 69V68H246ZM250 68H248L247 70H249ZM257 69V68H256ZM11 70V71H12ZM31 70V69H30ZM30 70H28V72H30ZM55 70V69H54ZM59 70V71H60ZM84 70V69H83ZM82 70V71H83ZM96 70H97V68H96ZM128 70V69H127ZM253 70V69H252ZM16 70H15V73L17 72ZM23 71H25V69H23ZM48 72H47V74H49V70H47ZM51 71V70H50ZM58 71V70H57ZM56 71V72H57ZM58 71V72H59ZM74 71V72H73ZM81 71V70H80ZM189 71V70H188ZM221 71V70H220ZM33 72H34V69H33ZM42 72V71H41ZM51 72H53V71H51ZM56 72H54V73H56ZM76 72H78V71H76ZM84 72V71H83ZM95 72V71H94ZM93 72V73H94ZM103 72V71H102ZM102 72L101 73H99V74H102ZM127 72V71H126ZM198 72V71H197ZM196 72V73H197ZM218 72V71H217ZM14 73V74H15ZM26 73V72H25ZM25 73L23 72V74H21V72H20V74H18V72L16 73V75H13V73H11L12 74V78H14V79H11V75L10 76H5V77H10L9 79H11V80H16V81H19L20 83H21V81H24L25 79H26V75H28L29 73H26V75H25ZM32 73V72H31ZM188 73V72H187ZM195 73V72H194ZM238 73V72H237ZM237 73H236V75H237ZM246 73V72H245ZM53 74V73H52ZM60 74V75H61ZM104 74H105V72H104ZM108 74V73H107ZM217 74V73H216ZM8 75V74H7ZM51 75V74H50ZM50 75H47L48 77L50 76ZM56 75H59V73L58 74H56ZM55 75V76H56ZM59 75V76H60ZM103 75V74H102ZM127 75V76H126ZM184 75L185 74H183V77H184ZM226 75V74H225ZM14 76V77H13ZM41 76V75H40ZM43 77H44V73H43V75H42ZM41 76V77H42ZM63 76H62V78H63ZM66 76H64V77H66ZM89 76V75H88ZM160 76V77H159ZM189 76V75H188ZM255 76V75H254ZM264 76V75H263ZM31 77V76H30ZM35 77V76H34ZM36 77H37V75H36ZM46 77V76H45ZM51 77V76H50ZM52 77H54V75L52 76ZM85 77L86 76H84L83 78L85 79ZM100 77V76H99ZM183 77H182V79H183ZM241 77H242V75H241ZM7 78H5V79H7ZM39 79H40V77H38ZM57 78V77H56ZM58 78H60V77H58ZM82 78V79H83ZM108 78V77H107ZM176 78H177V82H178V80L180 81V79L176 76ZM175 78V79H176ZM181 78V77H180ZM213 78H215V77H213ZM237 78H239V77H237ZM242 78H244V77H242ZM264 78V77H263ZM9 79H7V80H9ZM41 79H43V78H41ZM49 79V78H48ZM53 79V78H52ZM55 79V78H54ZM96 79V78H95ZM100 79V78H99ZM98 79V80H99ZM181 79V80H182ZM235 79V78H234ZM240 79V78H239ZM261 79V78H260ZM1 80V79H0ZM37 80V79H36ZM58 80V79H57ZM89 80V79H88ZM185 80H187V79H185ZM184 80V81H185ZM214 80V79H213ZM221 80V79H220ZM238 80V79H237ZM3 81V80H2ZM1 81V82H2ZM27 81V80H26ZM43 81H44V84L45 83H47V85H45V89H47L46 87L47 86H49L50 84L49 83H52V81H51V79H50V81H49V83H48V81L46 82L44 79L43 80H41V82L43 83ZM109 81V80H108ZM108 81H107V83H108ZM188 81V80H187ZM187 81H186V84L188 85V83H187ZM215 81V80H214ZM218 81V80H217ZM231 81V80H230ZM233 81V80H232ZM236 81V80H235ZM235 81H233V82H235ZM240 81V80H239ZM18 82V83H19ZM31 82H33V80L31 81ZM77 82V81H76ZM92 82V81H91ZM93 82H95V81H93ZM97 82V81H96ZM181 82V81H180ZM180 82H179V84H180ZM259 82V81H258ZM17 83V84H18ZM26 83H28V82H26ZM39 83V82H38ZM42 83H40V86L42 85ZM58 83V82H57ZM82 83V82H81ZM80 83V84H81ZM102 83V82H101ZM106 83V84H107ZM197 83V84H198ZM236 83V82H235ZM263 83V82H262ZM23 84V83H22ZM25 84V83H24ZM23 84V85H24ZM49 84V85H48ZM74 84H75V82H74ZM78 84V83H77ZM98 84H99V82H98ZM177 84V83H176ZM182 84V83H181ZM180 84V85H181ZM229 84V83H228ZM258 84V83H257ZM264 84V83H263ZM35 85V84H34ZM88 85V84H87ZM90 85V84H89ZM88 85V86H89ZM96 85H97V83H96ZM183 85V84H182ZM198 85V86H199ZM209 85H210V83H209ZM11 86H12V84H11ZM22 86V85H21ZM31 86V85H30ZM30 86H29V88H30ZM33 86V85H32ZM39 86V85H38ZM74 86V85H73ZM93 86H94V84H93ZM99 86V85H98ZM106 86V85H105ZM184 86V85H183ZM197 86V87H198ZM231 86V85H230ZM246 86V85H245ZM19 87V86H18ZM50 87V86H49ZM69 87V86H68ZM89 87H91V86H89ZM107 87H109V86H107ZM175 87H178L179 88V86H175ZM195 87V86H194ZM200 87V86H199ZM202 87V86H201ZM208 87V86H207ZM216 87V86H215ZM218 87V86H217ZM260 87V86H259ZM10 88V87H9ZM29 88H27V86L26 85H24L23 87H20L19 89H15V90H9V92L8 91H6V93L4 92V94H0V114L1 113H3L6 109H8V108H16V107H18V108H20V106H23L24 104H26L27 102H29L31 99H33L32 98V96L31 95H33L32 94V91L29 89ZM43 88H44V86H43ZM94 89H95V87H93ZM98 88V87H97ZM96 88V89H97ZM102 88H104V87H102ZM101 88V89H102ZM110 88L111 87H109V90H110ZM114 88V87H113ZM113 88H111L112 90H113ZM178 88H175V89H178ZM209 88V87H208ZM223 88V87H222ZM221 88V89H222ZM228 88V87H227ZM246 88V87H245ZM248 88V87H247ZM31 89H33V88H31ZM44 89V90H45ZM54 89V88H53ZM66 89H67V87H66ZM73 89V88H72ZM77 89V88H76ZM106 89V88H105ZM105 89H104V91H103V93H104V95L106 94L105 93ZM181 89V88H180ZM193 89H195V88H193ZM192 89V90H193ZM204 89V88H203ZM215 88H213V89H211L212 91L214 90ZM253 89V88H252ZM8 90V89H7ZM50 90H51V87H50ZM115 90V89H114ZM116 90H117V88H116ZM198 91H200L199 90V88L197 89ZM197 90H196V92H197ZM210 90V91H211ZM233 90V89H232ZM236 90H238L237 88H236ZM33 91H35V90H33ZM46 91V90H45ZM49 91V90H48ZM48 91H46V92H48ZM75 91V90H74ZM73 91V92H74ZM87 91H88V89H87ZM92 91H94V92H92ZM92 91H89V93H88V95H84L83 94V96H80V95H82V94H80V95H77V96H79V98L77 99V96H75L76 98H74V99H72V100H74V101H76V107H75V105L73 106V107H75V109L74 108H70V109H73L72 111L70 110L69 111V113H67V114H69V118L68 119H61L60 120V117L58 118L60 121H58V120H56L57 121V124H59V126L56 124V123H54V125L56 124V128H55V126L52 128H47L48 130H50V129H52V130H50V131H48L46 128V131H44L45 129H42V128H38L39 129V131H40V129H42L43 131H40V132H34L35 133V135H33V132L31 133V132H29L28 134H30V136H28L27 134H26V136H19V137H17V138H21V137H23V138H21V139H17L18 140V143H17V141H15V139H14V141L19 145H17V147H19L20 148V150H18V153H16V154H12L13 153V150H11V149H9V150H11L9 153H6V152H8L9 150L8 149H5L4 147H3V150L1 149L0 151H1V155L3 156V160H1L0 161V182H3V181H7V183H8V181L10 182V180H13L14 178H15V180H16V177H17V180H16V182H15V185H16V183H17V185H21L22 183V180L24 181V179H25V175L26 174H24L25 173V171L27 170V166L29 165V164H32V163H40L41 165H42V167H44V169H47V170H49V171H51L52 173H53V170H55V169H57L58 167L59 168H61L60 167V165L62 164V162L64 161V160H66L67 161V158H69L68 156H67V154H66V152L68 153V154H70L71 152H70V150H66V152H65V154L63 155V154H60V155H62V156H60V155H57L58 156V159H56L57 158V156H55L56 155V153L58 152V150H56L57 148H53L54 147V145L55 144H58V142H61L62 141V144H63V141L64 140H69V142H72V139L74 138H72V139H70L72 136H64L65 134L64 133H66L65 131H67V130H65V128H68V126H69V128H71L70 127V125L72 126H74V123L75 122H78V120H79V122H80V120L83 118L84 119V117L85 116H89L90 118H88V120H89V124L87 125V127L86 128H88V127H92L91 129L93 130L94 129V132L96 131V133H99V132H101V131H99L100 129H105L106 128V131H104V132H107V131H109V129H107V128H109L110 127V125H112V122H114L113 120H112V118L111 117H113V116H116V115H113V111L112 110H114V109H111L112 108V106H108L109 104H111V103H109V101L106 99V101H108L107 102V104H106V102H104V100H103V98H102V91L101 90H93L92 89ZM178 91V90H177ZM177 91H174V93L175 92H177ZM182 91V90H181ZM184 89H183V93H184ZM186 91H187V89H186ZM211 91V92H212ZM258 91V90H257ZM41 92V91H40ZM90 92H91V94H90ZM109 92V91H108ZM110 92H111V90H110ZM214 92V91H213ZM251 92V91H250ZM1 93V92H0ZM121 93V94H122ZM123 93V94H124ZM179 93H180V91H179ZM182 93V94H183ZM247 93V92H246ZM46 93H44L43 95H41V96H44ZM53 94V93H52ZM52 94H50V95H52ZM71 94H72V92H71ZM86 94V93H85ZM109 94V93H108ZM118 94V93H117ZM116 94V95H117ZM178 94V93H177ZM181 94V95H182ZM219 94V93H218ZM238 94V93H237ZM35 96H37L36 94H34ZM39 95H40V93H39ZM54 95V94H53ZM59 95V94H58ZM67 95V94H66ZM73 95V94H72ZM75 95V94H74ZM73 95V96H74ZM114 95V94H113ZM132 95L131 96H129L130 98H128V96H127V98L128 99H131V97H132ZM172 95V94H171ZM176 95V94H175ZM179 95V94H178ZM184 95V94H183ZM186 95V94H185ZM207 95V94H206ZM232 95V94H231ZM235 95V94H234ZM35 96H34V98H35ZM121 96V95H120ZM165 96V97H166ZM177 96V95H176ZM189 96L190 97H193V96H191L190 94H189ZM195 96V95H194ZM227 96V95H226ZM230 96V95H229ZM242 96V95H241ZM244 96V95H243ZM258 96V95H257ZM28 97H30V100L29 101H27V99H28ZM57 97V96H56ZM109 97V96H108ZM168 97V96H167ZM181 98H182V96H180ZM202 97V96H201ZM256 97V96H255ZM42 98V100H40ZM44 98H45V96L44 97H40L39 98V100L41 101V103H44ZM68 98H70V96L68 97ZM72 98V97H71ZM104 98H105V96H104ZM110 98V97H109ZM108 98V99H109ZM112 98V97H111ZM120 98V97H119ZM123 98H124V95H123ZM122 98V99H123ZM125 98H126V96H125ZM177 98H179V97H177ZM254 98V97H253ZM37 99H38V97H37ZM66 99V98H65ZM64 99V100H65ZM190 99V98H189ZM194 99H195V97H194ZM199 99V98H198ZM221 99V98H220ZM39 100L37 101V102H39ZM44 100V101H43ZM54 100V99H53ZM58 100V99H57ZM61 100V99H60ZM68 100V99H67ZM67 100H66V102H67ZM120 100V99H119ZM119 100H118V102H119ZM179 100H181V99H179ZM179 100H177L178 102H179ZM192 100V99H191ZM203 100V99H202ZM232 100V99H231ZM43 101V102H42ZM117 101V100H116ZM121 101V100H120ZM122 101H124V100H122ZM122 101L121 102H119L120 104L122 103ZM170 101L172 102L173 100H171L170 99ZM248 101V100H247ZM36 102V103H37ZM62 102V101H61ZM65 102V101H64ZM66 102L64 103V107H65V104H66ZM70 102V101H69ZM72 102V101H71ZM115 103V101H112V103ZM151 102V101H150ZM169 102V101H168ZM191 102V101H190ZM192 102H194L193 100H192ZM202 102V101H201ZM211 102V101H210ZM60 103V102H59ZM68 103V102H67ZM72 103H74L75 104V102H72ZM71 103V104H72ZM117 103V102H116ZM115 103V104H116ZM135 103V104H136ZM144 103V102H143ZM170 103V102H169ZM189 103V101L186 103V104H188ZM216 103V102H215ZM28 105L30 104V102L29 103H27ZM54 104V103H53ZM63 104V103H62ZM124 103H122V105H123ZM142 104V103H141ZM175 104V103H174ZM190 104V103H189ZM188 104V105H189ZM242 104V103H241ZM28 105H26L27 106V108H28ZM45 105H46V103H45ZM59 105H61V104H59ZM73 105V104H72ZM72 105H71V107H72ZM119 105V104H118ZM121 105V106H122ZM143 105V104H142ZM176 105V104H175ZM187 105V106H188ZM200 105V104H199ZM212 105V104H211ZM41 107H39V108H44V109H46V107H44V105L42 106V105H40ZM62 106V105H61ZM70 106V105H69ZM120 105H119V107L120 108H122ZM148 106H149V104H148ZM168 107V109H167V107ZM191 106V105H190ZM190 106H188V107H190ZM210 106V105H209ZM24 107V106H23ZM29 107H30V105H29ZM32 107V106H31ZM57 107V106H56ZM67 107V106H66ZM118 107V108H119ZM134 107H133V109H134ZM160 107V108H159ZM172 107V106H171ZM191 107H193V106H191ZM190 107V108H191ZM197 107V106H196ZM58 108V107H57ZM57 108H56V110H57ZM62 108V107H61ZM117 108V106L115 107V109ZM127 109H128V107H126ZM126 108H124L125 110H126ZM142 108V109H141ZM198 108H200V107H197L196 109H194V111L196 110L197 111V109ZM257 108V107H256ZM22 109V111H23V109L25 110V108H21ZM29 109V108H28ZM152 109V108H151ZM174 109V108H173ZM172 109V110H173ZM184 109V108H183ZM32 109L30 108V110H27V113L29 112V111H31ZM39 110V109H38ZM47 110V109H46ZM52 110V109H51ZM51 110H48V111H51ZM55 110V109H54ZM53 110V111H54ZM55 110V111H56ZM58 110H59V108H58ZM122 110V109H121ZM124 110V113L125 112H127L128 110L130 111V108L127 110V111H125ZM169 110V111H170ZM8 111V110H7ZM35 111V110H34ZM44 112H45V110H43ZM48 111H46V112H48ZM53 111L52 112H50L52 115H55L54 113H53ZM128 111V112H129ZM131 111V112H132ZM164 111H165V113H164ZM183 111V110H182ZM181 111V112H182ZM248 111V110H247ZM14 112V111H13ZM37 112V111H36ZM44 112L42 113V116L44 115ZM151 112H152V110H151ZM171 112V111H170ZM179 111H177V113H178ZM243 112H244V110H243ZM253 112H255V111H253ZM26 113V112H25ZM121 113V112H120ZM176 113V114H177ZM219 113V112H218ZM252 113V112H251ZM7 114V113H6ZM29 115L30 114H32V113H28ZM123 114V113H122ZM159 114V115H158ZM183 114V113H182ZM181 114V115H182ZM205 114V113H204ZM214 114V113H213ZM212 114V115H213ZM223 114V113H222ZM3 115H5V114H3ZM16 115V114H15ZM28 115V116H29ZM113 115V116H112ZM129 115V114H128ZM152 115V116H151ZM172 115H173V113H172ZM171 115V117H174V116H172ZM175 115V114H174ZM212 115H210V116H212ZM252 115V114H251ZM9 116V115H8ZM11 116V115H10ZM48 116V115H47ZM56 116V115H55ZM60 116V115H59ZM68 116V115H67ZM162 116H164V117H162ZM185 116V115H184ZM207 116V115H206ZM206 116H205V118H206ZM229 116V115H228ZM240 116V115H239ZM257 116V115H256ZM4 117V116H3ZM52 117V116H51ZM87 117H85V119L87 118ZM131 117V116H130ZM134 117V116H133ZM146 117H149V118H146ZM42 118V117H41ZM62 118V117H61ZM64 118V117H63ZM65 118H67V117H65ZM115 118H117V116L115 117ZM114 117H113V119H115ZM145 118H146V120L147 121H144L145 120ZM180 118V117H179ZM3 119V118H2ZM8 119V118H7ZM82 119V120H83ZM125 119H128V118H125ZM159 119V121H157V119H156V121L155 122H160L161 120ZM172 119V118H171ZM173 119H175V118H173ZM15 120V119H14ZM32 120V119H31ZM129 120V119H128ZM127 120V121H128ZM170 120V119H169ZM179 120V119H178ZM40 121V120H39ZM86 121H87V119H86ZM85 121V122H86ZM118 121H120V120H118L117 119V122ZM137 121L138 120H136V123H137ZM151 120H149L148 122H150ZM154 121H151L152 123H155ZM176 121V120H175ZM8 122V121H7ZM10 122V121H9ZM51 122V121H50ZM49 122V123H50ZM59 122V123H58ZM116 122V121H115ZM125 122V121H124ZM135 122V121H134ZM143 122H142V124L141 125H144L143 124ZM162 122H164V121H162ZM161 122V123H162ZM209 122V121H208ZM212 122V121H211ZM14 123V122H13ZM119 123V122H118ZM118 123H115V124H118ZM138 123V124H139ZM5 124V123H4ZM10 124V123H9ZM19 124V123H18ZM84 124V123H83ZM87 124V123H86ZM129 124V123H128ZM160 124V123H159ZM159 124H157V125H159ZM11 125V124H10ZM16 125V124H15ZM14 125V126H15ZM23 125V124H22ZM82 125V124H81ZM80 125V126H81ZM135 125V124H134ZM140 125V124H139ZM141 125L140 126H137V127H140L141 128ZM148 125V124H147ZM161 125V124H160ZM160 125H159V127H160ZM2 126V125H1ZM48 126H50V125H48ZM75 126H76V124H75ZM74 126V127H75ZM86 126V125H85ZM84 126V127H85ZM125 126H126V124H125ZM151 126V125H150ZM165 126V125H164ZM182 126H183V124H182ZM208 126V125H207ZM78 127H79V125H78ZM115 127V128H114ZM113 127V129H114V132L116 133V132H118V130H116L117 128H116V126H114ZM144 127V126H143ZM155 127V126H154ZM167 126H165V128H166ZM203 127V126H202ZM133 128V127H132ZM132 128H127V130H129L130 131V129H132ZM135 128V127H134ZM133 128V129H134ZM145 128V127H144ZM143 128V129H144ZM156 128V127H155ZM169 128V127H168ZM195 128V127H194ZM6 129V128H5ZM38 129H37V131H38ZM85 128H83L82 129V131L84 130ZM89 130V132L90 131H92V130ZM118 129H121V128H118ZM160 129V128H159ZM177 129H179V126H178V128ZM188 129V128H187ZM10 130V129H9ZM32 130V129H31ZM65 130V131H64ZM76 130V129H75ZM88 130V129H87ZM87 130H86V133L88 134V132H87ZM98 130V131H97ZM110 130H111V128H110ZM116 130V131H115ZM126 129H125V131H127ZM150 130V129H149ZM151 130H152V128H151ZM162 130H164V128L162 129ZM166 130H169V129H166ZM165 130V136L164 135H162L163 134V132L161 133V136H164V137H161V139L160 140H162V138L164 139V141L162 140V142L164 143H166L167 144V142H166V140H165V137H166V133H167V131ZM63 131H64V133H63ZM70 131V130H69ZM72 131V130H71ZM112 131V130H111ZM124 131V130H123ZM122 131V132H123ZM138 131H140V130H138ZM143 131V130H142ZM153 131V130H152ZM156 130L154 129V132H155ZM192 131V130H191ZM248 131V130H247ZM257 131V130H256ZM93 131H92V135H93V133H94ZM113 132V133H114ZM120 132V131H119ZM146 132V131H145ZM151 132V131H150ZM173 132H174V130H173ZM183 132V131H182ZM13 133V132H12ZM11 133V134H12ZM18 133H19V131H18ZM37 133V134H36ZM60 133H63V137L61 136V134ZM80 133H81V131H80ZM80 133H79V136H82V137H79L78 136V134H77V136L78 137H76V135H75V139H76V141L75 140H73L74 142L73 143H71V145H69V147L71 148V150L73 149L74 151L76 150V146H78V145H80V143L82 142V141H84L85 142V139H86V141H87V139L89 138H86V136L84 135V134H82L81 133V135H80ZM84 133V132H83ZM103 133V132H102ZM111 132H109V133H107V135H106V133H105V136H106V138L108 139V135H110V137L109 138H111V134H110ZM115 133H114V135H115ZM132 133H134V132H132ZM137 133V132H136ZM142 133V132H141ZM146 133H149V131L148 132H146ZM145 133V134H146ZM158 133V132H157ZM179 133V132H178ZM177 133V134H178ZM256 133V132H255ZM75 134V133H74ZM86 134V135H87ZM156 134V133H155ZM170 134V133H169ZM176 134V133H175ZM190 134V133H189ZM247 134H248V132H247ZM17 135V134H16ZM91 135V134H90ZM91 135V136H92ZM96 135V134H95ZM113 135V134H112ZM117 135H118V133H117ZM127 135H129V134H127ZM126 135V136H127ZM135 135V134H134ZM141 135H143V133L141 134ZM147 135V134H146ZM160 134H158V136H159ZM180 134H178V136H179ZM191 135V134H190ZM28 136V137H27ZM85 136V138L82 140V139H79V138H83ZM94 136V135H93ZM104 136V135H103ZM103 136H102V139H104L105 138V136H104V138H103ZM138 136V135H137ZM139 136H140V134H139ZM138 136V137H139ZM150 136V135H149ZM157 136V137H158ZM173 136V135H172ZM171 136V138L170 137H168V135H167V138H169V140L171 141L172 140V137ZM24 137H27V138H24ZM69 137V138H68ZM129 137V136H128ZM134 137V136H133ZM153 137V136H152ZM157 137H155V138H157ZM9 138L10 137H8V141H9ZM77 138H78V140H77ZM112 138H114V137H112ZM130 138V137H129ZM143 138V137H142ZM159 138V137H158ZM157 138V139H158ZM177 138V137H176ZM13 138H12V135H11V140H12ZM99 139V138H98ZM97 139V140H98ZM101 139V138H100ZM117 139V138H116ZM137 139V138H136ZM139 140H140V142H141V138L139 137L138 138ZM147 139H149V138H147ZM184 139V138H183ZM244 139V138H243ZM106 140V139H105ZM109 140V139H108ZM118 140H120V139H117V141ZM139 140H137V143H139L138 141ZM155 140V139H154ZM174 140V139H173ZM179 140V139H178ZM181 140V139H180ZM251 140V139H250ZM7 141V142H8ZM65 141V142H66ZM94 141V140H93ZM96 141V140H95ZM102 141H104V140H102ZM101 141V142H102ZM116 141V140H115ZM132 141H134L133 139H132ZM131 141V142H132ZM151 141V140H150ZM156 141L157 140H155V143H156ZM168 141V140H167ZM240 141V140H239ZM249 141V140H248ZM0 142H2V141H0ZM15 142H12L11 144H13V143H15ZM64 142V143H65ZM68 142V143H69ZM83 142V143H84ZM111 141H109L108 143H110ZM114 142V140H112V143ZM154 142V141H153ZM172 142V141H171ZM171 142H169L167 145L169 146V144L171 143ZM174 142V141H173ZM172 142V143H173ZM177 142V141H176ZM184 142V141H183ZM186 142V141H185ZM247 142V141H246ZM15 143V144H16ZM87 144H88V142H86ZM108 143H106L105 144V147H103L102 145V147L103 148H107L108 147V145H110V144H108ZM125 143V142H124ZM142 143V142H141ZM148 143V142H147ZM157 143H159V139H158V142ZM156 143V147L158 148V146L160 147V148H164L165 147V145H164V147H161L160 145H162L163 143H161L160 145L159 144H157ZM250 143V142H249ZM73 144V145H72ZM94 144V143H93ZM99 143H97V145H98ZM108 144V145H107ZM114 144V143H113ZM116 144V143H115ZM114 144V145H115ZM134 144H135V141H134ZM142 144H144V145H139V144H137V145H135L136 147H135V149L136 150H134V152H133V150L131 151V149L132 148H134V147H127L128 149H130V152L128 153L130 156H128V154H127V156H128V158L127 159H125V160H128L129 162H127L128 163V165H129V163L131 164V166L132 165H134V170L132 171L131 169V174L130 173H128L129 174V176H132L133 175V173H140V171L142 170H140V171H138L137 172V170L140 168V166H142V165H140L139 167L138 166H136L135 165V163H136V160H137V158H138V156H143V157H147L146 156V154L148 153V152H150L152 149H154V148H152V147H155L154 145L152 146V147H148V146H151L152 144H154V143H152L151 145H148V146H145L146 145V143H142ZM149 144V143H148ZM180 143L178 142V144H177V146L179 145ZM241 144H242V142H241ZM14 145V144H13ZM13 145H11V146H13ZM66 145H67V142H66ZM95 145V144H94ZM93 145V146H94ZM113 145V146H114ZM122 145V144H121ZM166 145V146H167ZM173 145H174V143H173ZM189 145V144H188ZM208 145V144H207ZM235 145V144H234ZM0 146H1V144H0ZM5 146V145H4ZM8 147H6V148H10L9 147V145H7ZM73 146V147H72ZM84 146V145H83ZM82 146V147H83ZM92 146V145H91ZM167 146V147H168ZM176 146V145H175ZM174 146V147H175ZM249 146V145H248ZM15 147V146H14ZM13 147V148H14ZM56 147V146H55ZM57 147H59V145H57ZM74 147H76L75 149H74ZM112 147V146H111ZM171 147H173V146H171ZM170 147V148H171ZM173 147V148H174ZM204 147V146H203ZM225 147V146H224ZM12 148V147H11ZM69 148V149H70ZM91 148V147H90ZM109 148V147H108ZM113 148V147H112ZM160 148H158V149H160ZM169 148V147H168ZM169 148V149H170ZM178 148V147H177ZM193 148V147H192ZM80 149V148H79ZM98 149H100V148H98ZM102 149V148H101ZM111 149V148H110ZM167 149V148H166ZM165 149V151L166 152H168L169 150L167 149L166 150ZM194 149V148H193ZM196 149V148H195ZM210 149V148H209ZM5 150H7V151H5ZM89 150V149H88ZM95 150V149H94ZM96 150H97V148H96ZM103 150V149H102ZM107 150V149H106ZM121 150V149H120ZM120 150L118 151V153L117 154H120L119 152H120ZM126 151V148L125 149H122L121 151ZM155 151H156V149H154ZM161 150V149H160ZM159 150V151H160ZM171 150V149H170ZM173 150H175V149H172V151ZM217 150V149H216ZM74 151L72 152V153H74ZM123 151V152H124ZM153 151V150H152ZM154 151V153H156ZM164 150L162 149V151L161 152H163ZM165 151H164V153H165ZM171 151V152H172ZM177 151V150H176ZM175 151V152H176ZM83 152V151H82ZM87 152V151H86ZM95 152V151H94ZM102 152H104V151H102ZM133 152V153H132ZM167 153V154H172V153ZM201 152V150L199 151V153ZM215 152V151H214ZM6 153V154H5ZM71 153V154H72ZM88 153H89V151H88ZM97 153H99V152H97ZM131 153V154H130ZM164 153H162V154H164ZM198 153V154H199ZM223 153V152H222ZM4 154H5V156H4ZM71 154L69 155V156H71ZM82 154V153H81ZM84 154V153H83ZM116 154V155H117ZM121 154H122V152H121ZM148 154H150V153H148ZM186 154V153H185ZM208 154V153H207ZM206 154V155H207ZM210 154H211V151H210ZM213 154H215V153H213ZM220 154H221V152H220ZM80 155V154H79ZM89 155V154H88ZM91 155H93V154H91ZM106 155V154H105ZM115 155V154H114ZM124 155L126 156V154L124 153ZM124 155H120L121 157L122 156H124ZM166 155V154H165ZM53 156H55V158L53 157ZM60 156V157H59ZM78 156V155H77ZM119 156V157H120ZM160 156V155H159ZM219 156V155H218ZM223 156V155H222ZM82 158H83V156H81ZM81 157H79L80 159H81ZM86 157V156H85ZM90 157V156H89ZM120 157V158H121ZM167 157V156H166ZM171 157H172V155H171ZM207 157V156H206ZM205 157V158H206ZM211 157V156H210ZM52 158V159H51ZM56 159V161H54V159ZM94 158V157H93ZM92 158V159H93ZM119 158V159H120ZM122 158H124V157H122ZM156 158H158L157 156H156ZM168 158V157H167ZM166 158V159H167ZM193 158V157H192ZM216 158V157H215ZM7 159V160H6ZM77 159V158H76ZM87 159V158H86ZM85 159V160H86ZM142 159V158H141ZM159 159V158H158ZM221 159V158H220ZM53 160V161H52ZM85 160H83L84 162H85ZM88 160V159H87ZM110 160V159H109ZM123 160V159H122ZM144 160V159H143ZM200 160V159H199ZM205 160V159H204ZM209 160H210V158H209ZM80 161V160H79ZM78 161V164L80 163ZM94 161V160H93ZM98 161V160H97ZM142 161V160H141ZM140 161V162H141ZM164 161V160H163ZM166 161V160H165ZM217 161V160H216ZM82 162V161H81ZM121 162V161H120ZM124 162V161H123ZM123 162H121V163H123ZM160 162V161H159ZM176 162V161H175ZM60 163V164H59ZM71 163V162H70ZM74 163H77L76 161L74 162ZM92 163V162H91ZM107 163H108V161H107ZM106 163V164H107ZM112 163V162H111ZM111 163H110V165H111ZM114 163V162H113ZM118 163H119V161H118ZM198 163V162H197ZM200 163V162H199ZM210 163V162H209ZM58 164H59V166H58ZM68 164V163H67ZM67 164H65V165H67ZM77 164V166H79V169H80V165H83V163L82 164H80V165H78ZM148 164V163H147ZM160 164H161V162H160ZM69 165V164H68ZM90 165V164H89ZM92 165V164H91ZM108 165V164H107ZM113 165V164H112ZM111 165V166H112ZM119 165V164H118ZM123 165H125V164H123ZM123 165H121V167L123 166ZM144 165H146V164H144ZM173 165V164H172ZM205 165V164H204ZM131 166H130V168H131ZM65 168H66V166H64ZM84 167V166H83ZM87 167V166H86ZM95 167H96V165H95ZM102 167V166H101ZM100 167V168H101ZM113 167V166H112ZM117 166H115V168H116ZM120 167V168H121ZM137 167H138V169H137ZM37 168V167H36ZM58 168V172L60 173L61 171H60V169ZM71 168H72V166H71ZM74 168V167H73ZM106 168H107V166H106ZM132 168V169H133ZM171 168V167H170ZM26 169V170H25ZM35 169V168H34ZM33 169V170H34ZM43 169V168H42ZM62 170H63V167L61 168ZM89 169V168H88ZM102 169V168H101ZM122 170H123V168H121ZM137 169V170H136ZM78 170V169H77ZM82 170H83V168H82ZM86 170V169H85ZM111 170V169H110ZM109 170V171H110ZM117 170V169H116ZM65 171V170H64ZM64 171H63V173H64ZM66 171H69V168L66 170ZM75 171V170H74ZM118 171H120L119 169H118ZM125 171H127V170H124V172ZM150 171V170H149ZM31 172V171H30ZM58 172H56L57 174H58ZM76 172V171H75ZM78 172V171H77ZM76 172V173H77ZM82 172V171H81ZM96 172V171H95ZM106 172V171H105ZM105 172H103V173H105ZM123 172V173H124ZM130 172V171H129ZM145 172V171H144ZM176 172V171H175ZM34 172H32V174H33ZM56 173H54V174H56ZM67 173V172H66ZM146 173V172H145ZM43 174V173H42ZM53 174V175H54ZM72 174H73V172H72ZM89 174V173H88ZM96 174V173H95ZM116 174H118L117 172H116ZM114 175L113 176V174H112V177L114 178V177H116L117 175ZM150 174V173H149ZM173 174V173H172ZM195 174V173H194ZM47 175V174H46ZM67 175V174H66ZM79 175V174H78ZM141 175H143V174H141ZM140 175V176H141ZM176 175V174H175ZM23 176V178H21ZM39 176V175H38ZM74 176V175H73ZM93 176V175H92ZM95 176V175H94ZM98 176V175H97ZM102 176V175H101ZM104 176H107V175H104ZM104 176H103V178H104ZM119 176V175H118ZM117 176V177H118ZM122 176V175H121ZM133 176H136V175H133ZM180 176V175H179ZM34 177H37V176H34ZM59 177V176H58ZM61 177H62V174H61ZM60 177V178H61ZM84 177V176H83ZM89 177V176H88ZM137 177V176H136ZM165 177V176H164ZM175 177V176H174ZM19 178V179H18ZM39 178V177H38ZM53 178H54V176H53ZM68 178V177H67ZM94 177H92V179H93ZM108 178V177H107ZM169 178V177H168ZM46 179H47V177H46ZM71 179V178H70ZM73 179V178H72ZM76 179V178H75ZM80 180H82L81 179V177L79 178ZM89 179H90V177H89ZM91 179V180H92ZM124 179V178H123ZM126 176H125V181H126ZM140 179H142V178H140ZM172 179V178H171ZM15 180H13V181H15ZM19 180H21V181H19ZM51 180V179H50ZM50 180H48V181H50ZM56 180H58V179H56ZM56 180H55V182H56ZM87 180V179H86ZM104 180V179H103ZM114 180V179H113ZM135 180V179H134ZM178 180V179H177ZM186 180V179H185ZM47 181V182H48ZM78 181V180H77ZM88 181V180H87ZM94 181V180H93ZM96 181H97V179H96ZM95 181V182H96ZM98 181H99V178H98ZM102 181V180H101ZM108 181V180H107ZM168 181H170V180H168ZM26 182V181H25ZM52 182V181H51ZM55 182H52V183H55ZM60 182V181H59ZM69 182H71V180L69 181ZM78 182H80V181H78ZM83 182V181H82ZM90 182V181H89ZM94 182V183H95ZM114 182V181H113ZM113 182H112V184H113ZM121 182V181H120ZM119 182V183H120ZM124 182V181H123ZM130 182V181H129ZM176 182V181H175ZM5 183V182H4ZM38 183V182H37ZM61 183V182H60ZM91 183V182H90ZM90 183H88L91 187L92 186H94V184L92 185V184H90ZM136 183V182H135ZM157 183V182H156ZM179 183H180V181H179ZM1 184H3V183H1ZM0 184V202L2 203V201L4 200V199H6L5 198V193H4V191L3 190H1V185ZM6 184V183H5ZM36 183H34V185H35ZM44 184H47V183H44ZM51 184V183H50ZM75 184H78L77 182L75 183ZM75 184H72L73 186L75 185ZM100 184V182L98 183V185ZM121 184V183H120ZM126 184V183H125ZM175 184V183H174ZM33 185V186H34ZM43 185V184H42ZM41 185V186H42ZM55 185V184H54ZM71 184H70V186H72ZM110 185V184H109ZM132 185V184H131ZM177 185V184H176ZM182 185V184H181ZM13 186V185H12ZM21 186H23V184L21 185ZM21 186H19V187H21ZM32 186V185H31ZM31 186H29V187H31ZM49 186H51V185H49ZM53 186V185H52ZM64 186V185H63ZM87 186V185H86ZM96 186H97V184H96ZM118 186V185H117ZM133 186V185H132ZM14 187V186H13ZM18 187V188H19ZM24 187V186H23ZM39 187V186H38ZM48 187V186H47ZM60 187H62V186H60ZM79 188H80V186H78ZM82 187V186H81ZM85 187V186H84ZM10 188H12V187H10ZM37 188V187H36ZM35 188V189H36ZM51 188V187H50ZM66 188V187H65ZM71 188V187H70ZM87 188V187H86ZM109 189H110V186L108 187ZM154 188V187H153ZM175 188V187H174ZM3 189H5V187L3 188ZM78 189V188H77ZM77 189H75L74 191H79V190H77ZM160 189V188H159ZM12 190H14V189H12ZM27 190L29 191V189L27 188ZM41 190V189H40ZM44 190V189H43ZM47 190H49V189H47ZM67 190H69V188L67 189ZM82 190V189H81ZM80 190V191H81ZM86 190V189H85ZM152 190V189H151ZM157 190V189H156ZM167 190V189H166ZM177 190V189H176ZM39 191V190H38ZM92 191V190H91ZM8 192V191H7ZM6 192V193H7ZM42 192V191H41ZM50 191H48L47 192V194L49 193ZM54 192V191H53ZM53 192H52V194H53ZM65 192V191H64ZM63 192V193H64ZM76 192V193H77ZM93 192V191H92ZM91 192V193H92ZM99 192V191H98ZM132 192V191H131ZM17 193H19V192H17ZM23 193H26V191L25 192H23ZM59 193H61V191L59 192ZM71 193V192H70ZM75 193V194H76ZM81 193V192H80ZM29 194H30V192H29ZM36 194H39V192L38 193H36ZM74 194V195H75ZM88 194V193H87ZM90 194V193H89ZM88 194V195H89ZM110 194V193H109ZM145 194V193H144ZM12 195V194H11ZM28 195V194H27ZM35 195V194H34ZM33 195V196H34ZM45 195H46V193H45ZM44 195V196H45ZM67 195V194H66ZM70 195V194H69ZM81 195V194H80ZM95 195V194H94ZM94 195H93V199H94ZM10 196V195H9ZM8 196V197H9ZM19 196V195H18ZM25 196H26V194H25ZM49 196V195H48ZM52 196V195H51ZM135 196V195H134ZM142 196V195H141ZM15 197H17V196H15ZM14 197V198H15ZM24 197V196H23ZM31 196H29V198H30ZM81 197V196H80ZM131 197V196H130ZM34 198V197H33ZM36 198L38 199V197L36 196ZM46 199H47V197H45ZM44 198V199H45ZM61 198H62V196H61ZM75 198V197H74ZM101 198V197H100ZM100 198H96V199H100ZM22 199V198H21ZM25 199H27L26 197L24 198V200ZM43 199V200H44ZM65 199V198H64ZM91 199V198H90ZM136 199V198H135ZM10 200V199H9ZM54 200V199H53ZM129 200V199H128ZM132 200H134V199H132ZM12 201V200H11ZM11 201H9V202H11ZM36 201V200H35ZM40 201H42V200H40ZM75 201V200H74ZM80 201V200H79ZM88 201H91V200H88ZM97 201H99V200H97ZM108 201V200H107ZM118 201V200H117ZM32 201H30V203H31ZM43 202V201H42ZM44 202H46V201H44ZM78 202V201H77ZM86 202H87V200L85 201V204H86ZM105 202V201H104ZM122 202V201H121ZM131 202H133V201H131ZM130 202V203H131ZM138 202V201H137ZM8 203V202H7ZM13 203V202H12ZM16 203V202H15ZM22 203V202H21ZM34 203V202H33ZM50 203V202H49ZM52 203V202H51ZM94 203V202H93ZM97 203V202H96ZM95 203V204H96ZM103 203V202H102ZM129 203V204H130ZM2 204H5V202L4 203H2ZM24 204H26V202L24 203ZM81 204V203H80ZM89 204H90V202H89ZM116 204V203H115ZM117 204H119V203H117ZM126 204H128V203H126ZM21 205H23V204H21ZM69 205H71V204H69ZM92 205V204H91ZM94 205V204H93ZM92 205V206H93ZM100 205V204H99ZM103 205V204H102ZM110 205V204H109ZM132 205V203L130 204V206ZM135 205H137V204H135ZM134 205V206H135ZM16 206V205H15ZM28 206H29V203H28ZM36 206H38V205H36ZM36 206H35V209H36ZM61 206V205H60ZM101 206V205H100ZM100 206H98L97 205V207H100ZM105 208H104V207ZM102 207L104 208V211H103V209H101V207H100V209H101V211H103L102 213L104 214V212H105V215L106 214H108L110 211H109V209L108 208H110V207H108L107 209H106V205L104 204ZM126 206V205H125ZM125 206L124 207H121V208H125ZM2 207V206H1ZM10 207V206H9ZM8 207V208H9ZM26 207V206H25ZM31 207H33V206H31ZM30 207V208H31ZM57 207V206H56ZM64 207V206H63ZM74 207V206H73ZM89 207V206H88ZM91 207V206H90ZM132 207V206H131ZM131 207H129V208H131ZM46 208H47V205H46ZM112 208V207H111ZM110 208V209H111ZM134 208V207H133ZM12 209H14V207L12 208ZM16 209V208H15ZM21 209V208H20ZM29 209V208H28ZM27 209V210H28ZM40 209V208H39ZM57 209V208H56ZM66 209V208H65ZM97 209V208H96ZM95 209V210H96ZM118 209V207L115 209V210H117ZM126 209H128L127 207H126ZM125 209V210H126ZM4 210V209H3ZM38 210V209H37ZM55 210V209H54ZM64 210V209H63ZM93 210V209H92ZM97 210H99V209H97ZM107 210V211H106ZM122 210V209H121ZM131 209H129V211H130ZM134 210V209H133ZM1 211V210H0ZM18 211V210H17ZM23 211V210H22ZM21 212V211H20ZM25 212V211H24ZM27 212H29V210L27 211ZM26 212V213H27ZM30 212H31V210H30ZM42 212V211H41ZM58 212V211H57ZM61 212V211H60ZM94 212V211H93ZM97 212V211H96ZM107 212V213H106ZM113 212H115V211H113ZM117 212H118V210H117ZM128 212V211H127ZM12 214H13V212H11ZM15 213V212H14ZM18 213V212H17ZM16 213V214H17ZM23 213V212H22ZM33 213H34V211H33ZM56 213V212H55ZM112 213V212H111ZM126 213V212H125ZM4 214H6V213H4ZM4 214H2V215H4ZM10 214V213H9ZM8 213H7V215H9ZM37 214H39V213H37ZM36 214V215H37ZM51 214H52V212H51ZM70 214V213H69ZM113 214V213H112ZM116 214V213H115ZM2 215H0V216H2ZM26 215V214H25ZM24 215V216H25ZM41 215H43V214H41ZM46 215V214H45ZM63 215H65V214H63ZM105 215H104V217H105ZM111 214H109V216H110ZM125 215V214H124ZM133 215V214H132ZM19 216V215H18ZM6 217V216H5ZM5 217H3V220H2V217H0V227L3 225V221H4V218ZM27 217V216H26ZM31 217H32V215H31ZM54 217V216H53ZM57 217H59V216H57ZM68 217V216H67ZM112 217V216H111ZM129 217V216H128ZM40 218V217H39ZM46 218V217H45ZM44 218V219H45ZM64 218V217H63ZM72 218H74V217H72ZM116 218V217H115ZM120 218V217H119ZM14 219V218H13ZM18 219V218H17ZM22 219V218H21ZM25 219V218H24ZM36 219V218H35ZM42 218H40V220H41ZM49 219H50V217H49ZM82 219V218H81ZM98 219V218H97ZM108 219V218H107ZM106 219V220H107ZM7 221L9 220V219H6ZM5 220V221H6ZM39 220V221H40ZM73 220V219H72ZM84 220V219H83ZM100 220V219H99ZM105 220V219H104ZM111 220V219H110ZM109 220V221H110ZM122 220V219H121ZM127 220V219H126ZM14 221V220H13ZM12 221V222H13ZM21 221V220H20ZM29 220L27 219L26 220V222H28ZM34 221V220H33ZM38 221V222H39ZM41 221H43V220H41ZM45 221V220H44ZM43 221V222H44ZM54 221V220H53ZM95 221V220H94ZM102 221V220H101ZM101 221H100V223H97V224H101ZM11 222V223H12ZM15 222H16V220H15ZM25 222V221H24ZM24 222H19V224H21L20 226H19V224H16L15 226H17V227H19V229H17V227L16 228H14V229H17V230H19V233L21 234V236L23 237V239L25 238H27L28 239V235H29V229H28V225H29V223H24ZM30 222V221H29ZM55 223H56V221H54ZM58 222V221H57ZM69 222V221H68ZM93 222V221H92ZM103 222H105V221H103ZM122 222H124V221H122ZM121 222V223H122ZM139 222V221H138ZM8 223V222H7ZM44 223H46V222H44ZM52 223V222H51ZM55 223H52V224H54V225H56ZM66 223V222H65ZM65 223H62V225L63 224H65ZM77 223V222H76ZM75 223V224H76ZM85 223V222H84ZM34 224V223H33ZM33 224H31V226H33ZM44 225L42 222H40V225ZM47 224V223H46ZM52 224H47L46 226L47 227H51L52 226ZM67 224H69V223H67ZM7 225V224H6ZM12 225V224H11ZM36 225H38V224H36ZM41 225V226H42ZM50 225V226H49ZM59 225V224H58ZM62 225H61V227H62ZM70 225V224H69ZM69 225H68V228H69ZM73 225V224H72ZM86 225V224H85ZM93 225V224H92ZM110 225V224H109ZM108 225V227H107V225H105L104 227H107V228H103V226H101L102 227V229H101V227L99 228L100 230H96V232H94L91 236H94V239H93V242H99V245L101 244V242L102 243H105L104 244V246H106L107 245V243H106V241H109V243H108V246H110L111 245V247L114 245V246H118L119 245V243H120V238L118 239L117 237L118 236H116L117 234H118V231H117V234H115L114 236L115 237H113V239L111 240L110 238H112V236H113V232L115 231V229H112V230H114V231H112L111 230V228H109L110 226ZM9 226V225H8ZM66 227H67V225H65ZM71 226V225H70ZM77 226V225H76ZM83 226V225H82ZM97 226V225H96ZM118 226V225H117ZM7 227V226H6ZM6 227H4V229H6ZM11 227V226H10ZM9 227V228H10ZM30 227V226H29ZM47 227H46V230H48L47 229ZM55 227V226H54ZM59 227L60 226H58V228L57 229H59ZM88 227V225L86 226V228ZM90 227V226H89ZM8 228V227H7ZM42 228V227H41ZM44 228V227H43ZM93 228H95V226L93 227ZM118 228V227H117ZM40 229V228H39ZM38 229V230H39ZM45 229V228H44ZM49 229H51V228H49ZM66 228H64V230H65ZM82 229V228H81ZM91 229V228H90ZM2 230V229H1ZM15 231V233H17L18 231ZM54 230H56L55 228H54ZM53 230V231H54ZM94 230V229H93ZM9 231H10V229H9ZM37 231V230H36ZM52 231V232H53ZM86 231V230H85ZM8 232V230L6 231V233ZM38 232V231H37ZM43 232H45V230L43 231ZM58 232H59V230H58ZM81 232V231H80ZM2 233V231L0 232V234ZM36 233V232H35ZM49 233V232H48ZM82 233V232H81ZM116 233V232H115ZM20 234H19V236H20ZM33 235H34V233H32ZM54 234V233H53ZM79 234V233H78ZM112 234V235H111ZM7 235V234H6ZM10 235H12V233L10 234ZM18 235V234H17ZM37 235V234H36ZM52 235V234H51ZM64 235H65V232H64ZM67 235V234H66ZM3 236V235H2ZM16 236V235H15ZM20 236V237H21ZM42 236V235H41ZM40 236V237H41ZM46 236H48V235H46ZM109 236H111V237H109ZM1 237V236H0ZM35 237V236H34ZM53 237V236H52ZM51 237V238H52ZM81 237V236H80ZM109 237V238H108ZM4 238H6V236L4 237ZM9 238H13V235H12V237H10L9 236ZM8 238V239H9ZM32 238V237H31ZM30 238V239H31ZM47 238H49V237H47ZM60 238H62V236L61 237H59V239ZM72 238V237H71ZM20 239H22V238H19L18 240H20ZM26 239V240H27ZM40 239V238H39ZM44 239H46L45 237H44ZM59 239H58V241H59ZM66 239V238H65ZM109 239V240H108ZM4 239H2V241H3ZM6 240H7V238H6ZM25 240V241H26ZM95 240V241H94ZM10 241V240H9ZM8 241V242H9ZM36 241V240H35ZM34 241V242H35ZM41 241H42V239H41ZM91 241V240H90ZM111 241V242H110ZM6 242V241H5ZM13 242V241H12ZM22 242H23V240H22ZM37 242V241H36ZM71 242V241H70ZM81 242V241H80ZM19 243H21V242H18V244ZM24 243V242H23ZM29 243H31V242H29ZM6 244H7V242H6ZM16 244H17V241H16ZM16 244H15V246H16ZM68 245H69V243H67ZM81 244V243H80ZM94 244V243H93ZM110 244V245H109ZM2 245H3V243H2ZM27 244H25V246H26ZM29 245V244H28ZM75 245V244H74ZM73 245V246H74ZM5 246V245H4ZM13 246L14 245H12V248H13ZM24 246V247H25ZM31 246V245H30ZM29 246V251L31 250V248L32 247H30ZM72 246V247H73ZM78 246V245H77ZM90 246V245H89ZM1 247V246H0ZM49 247H51V246H49ZM63 248H65L64 246H62ZM71 247V248H72ZM80 247H82V244H81V246ZM80 247H78V249L80 248ZM9 248V247H8ZM7 248V249H8ZM28 248V247H27ZM27 248H26V250L25 251H27ZM43 248V245H42V247H41V249L38 247V249L39 250H37V249H33L32 248V251H31V253H30V255H32V257H38V256H40V258H41V256H42V254L45 252V250H44V248ZM63 248H61V249H63ZM106 248V247H105ZM4 249H6V248H4ZM19 249H23V248H19ZM19 249L18 250H16V251H19ZM50 249V248H49ZM52 249V248H51ZM67 250H69L68 248H66ZM2 248H1V252H2ZM9 250V249H8ZM13 250H15V249H13ZM12 250V251H13ZM76 250H77V248L75 249V252H76ZM12 251L11 252H9V253H12ZM54 251V250H53ZM62 251V250H61ZM60 251V252H61ZM65 252V254H66V257H67V255H68V251H66V250H64ZM98 251V250H97ZM49 252V251H48ZM47 252V253H48ZM59 252V253H60ZM63 252V251H62ZM67 252V253H66ZM18 253V252H17ZM28 252H25V256H26V254H27ZM63 253V254H64ZM71 253H73L72 252V250H71ZM49 254V253H48ZM70 254V253H69ZM74 254V253H73ZM8 255V254H7ZM7 255L6 256H4V258H6L7 259ZM22 256H23V254H21ZM21 255H20V257H21ZM29 255V254H28ZM29 255V256H30ZM46 255V254H45ZM122 255V254H121ZM10 255H8V257H9ZM18 256V255H17ZM16 256V257H17ZM29 256H28V258H29ZM47 256V255H46ZM56 256V255H55ZM58 256V255H57ZM71 255H69L68 257H70ZM75 256V255H74ZM77 256V255H76ZM24 257V256H23ZM23 257H21V258H19V257H17L16 259H15V257L13 256V258L14 259H12L11 258V260H10V257H9V260L11 261H8V259H7V263L9 262L10 264H23L24 263V261H25V259L23 258ZM45 256L43 255V257L42 258H44ZM65 257V256H64ZM67 257V258H68ZM0 258H2L3 259V256L2 257H0ZM30 258H31V256H30ZM39 258V257H38ZM47 258V257H46ZM52 258V257H51ZM67 258H66V260H67ZM71 258H73V257H71ZM75 258V257H74ZM64 260H65V258H63ZM4 260V259H3ZM27 261L29 260V259H26ZM37 260V259H36ZM53 260V259H52ZM6 261V260H5ZM4 261V262H5ZM32 261H33V259H32ZM41 261V260H40ZM70 261H72V259L70 260ZM98 261V260H97ZM3 261H1V259H0V264L2 263ZM48 262V261H47ZM54 262V261H53ZM61 262V261H60ZM65 262V261H64ZM193 262V261H192ZM8 263V264H9ZM3 264V263H2ZM6 264V263H5ZM24 264H26V263H24ZM29 264V263H28ZM31 264V263H30ZM64 264V263H63ZM119 264V263H118Z\"/></svg>",
	"mask_w": 264,
	"mask_h": 264
}]
</instances>
